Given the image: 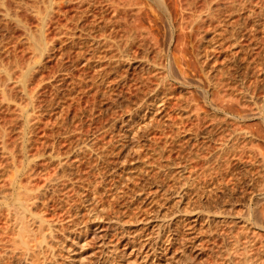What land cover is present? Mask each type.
Wrapping results in <instances>:
<instances>
[{"label": "rangeland", "instance_id": "374dc122", "mask_svg": "<svg viewBox=\"0 0 264 264\" xmlns=\"http://www.w3.org/2000/svg\"><path fill=\"white\" fill-rule=\"evenodd\" d=\"M49 1H51V2H49ZM141 1H144L145 3L141 2ZM141 1L136 0V3H135V0H0V71H2V72H0V172H1L0 176H2L0 178H2V180H3V178L6 179L5 181L3 180L5 182V184L0 179V181H1L0 187L3 185L6 186V184L9 185V183H10L9 180H11L13 178V176H15L16 171H17V173H18V171H21V173L19 175V179L23 183L20 180L19 181L24 185H26L27 183L29 184V182H31L32 185H38V186L41 185L40 187H43L44 186L43 184H46V182H47L46 180L48 178H51L53 176L56 177V175H59L58 177H61V172L59 170V167H58L56 161L54 162V158H53L55 151L57 154H59V155L61 154L63 157H68V154L69 155L71 154V159L75 160L76 158L74 159L72 154H75L74 157H76V155L78 154V149H79L78 146L80 143H82V141H80V140H83L84 144L86 142V145L89 144L88 147H92L93 149L96 148V149H94L96 151V153H99V151L102 153L103 152L105 153L111 146V147H113V149L110 148L108 150V152L112 153V155L114 153L115 154V155H113L114 157L111 154H109V156H107L108 152H106L105 155L107 156L108 159L106 158L107 160L104 159L105 161L102 162V161H99L95 158V156H96L95 152L90 153V154L88 153L89 155H87L85 157V159L83 158V160H82V161H84V160L85 161L81 162V164H80L79 168H81V170L78 168V170H80V171L76 170L78 172L75 171L76 174H73L75 176H73V175L72 176H73L74 180L76 179V181L78 178L79 179L84 178L83 176H85L84 179H86V177L87 178L89 177V178H91V179L88 178L90 181L92 180L95 182V184H97V185L99 184V186L101 185L100 188H102V185H103V188H105V186H106L105 189H100V196L102 197V195H103V197H105L107 195L106 192L109 191L108 189L113 190V188H115V185H116L115 183L120 182V180L122 179L121 178L122 176H124V180H125L126 179L125 176L129 177V174L131 175L133 173V179H132V175L130 176V178L132 179L131 180L132 182L131 181L126 182L127 184H129V186H126L127 185L126 184L125 185L126 187L124 189L122 188V190H119L120 192L122 191L121 193H123V190L125 191L124 196H123V194L122 195L120 194L125 199L123 197L121 198V196H119L120 200L122 199L123 201L121 200L122 202L120 201L121 202V204H120V202L118 200L119 204L117 203L118 205L116 204V206H118L119 208L116 207V209L117 208L120 210L121 209L123 210L124 208L127 209V207H129L131 205L130 209L128 208L129 210L127 209V211H129L130 213L134 212V213H131V216H133V214L136 215V216L134 215L135 217L138 216L136 218L137 219V225H136V219L135 220L133 219L135 222L132 221L135 223L136 227L133 226L134 231L133 230H131V231H133L134 233L137 231L136 232L137 234L140 232L139 235L146 233L149 230H150L149 232L157 231L156 228H158V227H156V226H158L159 220L162 219V216L163 217H165L167 215L173 216V214H174L173 217H175V218H173L171 216H167L169 220L174 221V226L171 229L170 233L174 236V234H175V233L173 234V229H174L175 232H177V231L179 233L181 232L180 235L181 234L182 235L180 236V235L176 234V237L174 236L175 240H173V242H172V244H174V246L173 245H170V247L168 246L170 249L168 251H165L166 255L164 253H162V255L161 254L159 255V257L160 256L161 257L162 256L163 257L169 256V257H166L167 258L166 264H188L189 262H190V264L191 263L192 264H195V263L196 264H206V263L207 264H213V263L214 264L215 263L216 264H218V263L219 264H223V263L224 264H251V263L252 264H256V263L259 264L260 262H261L260 264H263L264 263V260H263L264 254H262L263 253L262 250H264V248H263L264 243L262 244L259 242H264V230H263V228L261 229V224L264 222L263 221L264 220V194H263V192H264V180H263L264 179V175H263L264 174V150H263L264 149V129H262V128H264V114L261 116H255V117L251 116L249 114H252L253 111L255 112V110L257 111V108L259 106H263V104H264L261 102V100L264 99V89H263L264 86L262 87V85L264 84V0H247V2H246V0L245 1L244 0H215V1L214 0H210V1H208V0H192L191 1L190 0L191 5L193 4V1H194V4H193L194 6H191L188 3V0H179L180 3H178V2L177 3L179 5L180 9H178V10L176 8H179V7L175 8L177 3L173 2L175 0H167V1L164 0V4L166 1L165 7H167L168 11H170L171 13L170 12L168 13L167 10H164V8H162V9L160 7L157 8V6H159V5H156L155 1H151V2L148 0H141ZM218 1H219V3H216ZM235 1L236 2L238 1V2L236 3ZM209 2H212L215 4V6L213 4L214 9L216 7V10L218 9L219 12L223 13V14L222 13L219 14V12H216V10H215V12H214V14H216L215 17H218L217 14H219V15H221L220 21L222 19L223 22H224V20L226 22L220 24L222 21L221 22L216 21L217 19L211 20V17H209V16L208 17L210 19L208 17L205 18L206 15H208V14H206L204 16L201 15V17L198 16L199 13H201L203 10L204 11L201 14L206 13L205 10L207 9V7H205V5H206V3H209ZM231 2L234 4L233 5L234 7H236L235 3L237 5L242 4L243 7L245 6V4L246 5L249 4L250 5V6H248L249 8L252 6L250 8V10L254 9V10H252L253 13H251V14H249V16H247V14H245L243 11H240V14L235 13V15H234V13H231V11L233 10L232 8H234V7H232ZM240 2H241V4H238ZM243 2H245V3H243ZM52 3H54V4H52ZM138 3H139V5H138V7H136L135 5H137ZM173 3L176 5H174ZM187 4H189V5H187ZM229 4L231 6H228ZM253 4H254V6H253ZM51 5H53V6H51ZM140 5L141 6L143 5V7H145V8L141 7L144 10H142L140 8ZM133 6H135V8ZM206 6H208V5H206ZM131 7H132V9H131ZM190 7H192V9ZM240 7L242 8V6H240ZM229 8H231V9H229ZM262 8H263V10H262ZM49 9L51 10V13H50L51 16L49 15V17H48L49 19H47L45 24H44L42 22L44 16H41V15L42 14L45 15L46 12L49 11ZM151 9H152V11H151ZM155 9H156V11L161 10V13H160V11L156 12ZM171 9H173V10H171ZM174 9L176 11H174ZM214 9H213V11H214ZM134 10H135V12H134ZM153 10L158 14L154 13ZM179 10H182V11L179 12ZM228 10H229V12H228ZM236 10H237V8H236ZM139 11H141V12H139ZM162 11H165V12H162ZM177 11H178V13H182V14L180 15L177 13V16H175ZM199 11H201V12H199ZM232 12H234V11H232ZM235 12H239V11H235ZM183 13L185 14V16ZM138 14H140V15H138ZM172 14H174V16H171ZM229 14H232L233 17ZM191 15H193V17ZM195 15H196V17H198L197 19H196ZM240 15H241V17H240ZM228 16H229V18H228ZM242 16H243V18H242ZM169 17H171V18H169ZM172 17H173V20H172ZM181 17L183 20H181ZM191 18L193 20H195V19L198 20L199 18H202V19L200 21L198 20L196 22V20H195L193 22V20ZM227 18H228V20H227ZM231 18H233V19H231ZM170 19L172 21H170ZM204 19H206V20H204ZM207 19L209 20V22ZM230 19L232 22L229 21ZM165 20L168 22H166ZM184 20L187 24L184 22ZM188 20L190 21V23ZM191 20H192V22H191ZM203 20L206 22L204 23ZM254 20H255V22H254ZM39 21H40V23H39ZM213 21H215V22H213ZM218 22H220V23H218ZM228 22L231 24L228 25L227 24ZM234 23H237V24L233 25ZM179 24L181 26L184 25V27L183 26L181 27ZM191 25L192 26L194 25V26L192 27ZM222 25H226V26H224V28H223ZM174 26L176 28H178V27L179 28L175 29ZM215 26L217 27L219 32ZM233 26H236L237 30L234 29ZM212 27L217 31L216 33H215V30H212L213 29ZM232 27H233V30H232ZM136 28H139V30ZM225 28H226L225 31L231 30L229 35H228V33H229L228 31L224 33ZM140 29H142V31ZM172 29H174V30L172 31ZM40 30H42V31H40ZM207 30H208V33H207ZM220 30H221V32H220ZM128 32L134 36L133 37L129 34V36L133 37L134 39L129 38ZM212 32L215 33V36H214V33H212ZM222 32L225 34V36L223 35V37L218 39V40H217V38L214 39L215 37L220 36V35H217V33L222 35L223 34ZM135 33H137L138 35ZM180 34L182 35V37ZM231 35L235 38H233ZM249 35H251V37ZM237 36L241 37V38L237 39ZM135 37H137V38H135ZM185 37H186V39H185ZM229 37H230V40H229ZM177 38H178V40H177ZM40 39H42L44 43L46 42L45 43L46 49H44V50L41 48L42 44H39L40 42H37V40L40 41ZM235 39H237L238 42L236 41L235 44H233ZM106 40H107V42H106ZM124 40L126 41L125 44H123L125 42ZM130 40H131V43L132 42L134 43V41H135V43L134 44L130 43V45H129L128 41H130ZM132 40H134V41H132ZM179 40H180V42L182 41L183 43L182 42L180 43ZM184 40H186V41H184ZM209 40H211L213 43ZM95 41H96V43H95ZM175 41H177V44ZM137 42L141 46L139 44H137ZM216 42L219 44V46ZM224 42H226V43H224ZM127 44H128V46H127ZM142 44H144V45H142ZM156 44H158V45H156ZM181 44H182V47H181ZM202 44H204L205 46ZM207 45H209V46L206 47ZM237 45L241 49L243 47L242 50L245 52H243ZM119 46H120V48H119ZM125 46H126V48H125ZM223 46H224V48H223ZM159 47H161V48H159ZM229 47H230V49H227ZM202 48H203V50L204 49L205 50L203 51ZM206 48H208V49H206ZM236 48H238V49H236ZM127 49L129 50V52ZM158 49L159 50L164 49L163 51L166 53L165 55H163L164 53L161 51L163 53V54L160 53L162 59L160 58V55H159V59H158V54L160 52V51L159 52L157 51ZM182 49L184 52L182 51ZM212 49H214V50H212ZM165 50H167V52ZM199 50H201L202 52H200ZM207 50H208V53L206 54L205 52ZM118 51L120 52L119 54H118ZM121 51L122 52L125 51L127 53L126 54L127 56L125 55L124 52L122 53ZM187 51H188V53H187ZM214 51H215V54H214ZM156 52L158 54H156ZM128 53H130V54H128ZM200 53H202V54H200ZM218 53H219V55H218ZM170 54L172 57L170 56ZM128 55H131V56H128ZM176 55L179 58L181 57V60H178ZM191 55H192V57H191ZM201 56H202V58H201ZM238 56H239V59H238ZM124 57L126 58V60L124 59ZM218 57H219V59H218ZM228 57H229L228 61L230 60V62H228L229 64L226 62L227 60H225ZM156 58H157V60H155ZM173 58L175 59V61L179 62L178 64H179V66H181L180 68H182V67L184 68L183 72L185 71L184 74L187 77V81L192 83L191 85L178 82L175 79H172L171 76H169V74H170L169 71L171 69V68H169L170 64L175 62V61L172 62ZM205 58H208V59H205ZM122 59H124L125 61ZM220 59H222V60H220ZM232 59H233V65L231 63ZM205 60H208V61H205ZM215 60H217V61L215 62ZM219 60L222 64L219 62ZM116 61H118V62H116ZM159 61H161V62H159ZM190 61H191V63H190ZM124 62H125V64H122ZM152 62H155V63L157 62V64H159V66L161 63L162 64L164 63L163 66L161 65L160 68H159V66H157L159 68L158 69L159 71L157 73L154 72L153 75H156L154 77L152 75V73H153L152 67H153L154 63H152ZM204 62H205V64H204ZM249 62H250V64H249ZM213 63H214V66H212ZM217 63H218V65H217ZM223 63L225 65H223ZM248 64H249V66H248ZM262 64H263V66H262ZM164 65H165V67H164ZM197 65H198V67H197ZM221 65H223L224 67ZM251 65L253 67L255 66L256 68L255 67L253 68ZM174 66L176 67L177 63H175ZM150 67L152 70L150 69ZM193 67H194V69H193ZM211 67L215 70H213ZM237 67H240V68L242 67V68L240 69ZM3 68L4 69L10 68L12 70L11 71L9 69L13 74V75H11L12 78H7V75H5ZM205 68H206V70H205ZM220 68L221 69H225V68L227 69V70L226 69L223 70L225 75L223 74V71H221L222 74H220L221 72H218V71H220ZM231 68H233V69H231ZM234 68H235V70H237L236 72H235ZM22 69H25V70H22ZM163 69H165V70L160 72V70H163ZM177 69L178 68L176 67L173 70H175L177 72ZM188 69H189V71H188ZM228 69H230V70H228ZM194 70H195V72H194ZM204 70L207 71V74L205 73ZM19 71L21 74L19 73ZM216 71H217V73H215ZM24 72L28 73V79L26 81L25 87L21 83L22 78H23V74H25ZM146 72H148V73H146ZM149 72L151 73V75ZM225 72H227V74ZM164 73L169 78V80L167 81V84L170 83V85H169L171 88V89H169L170 93H167V95L164 94L165 96H162L164 98L160 99V101L164 99V101H165L164 104H162L161 107L160 106L158 107V105H156L157 108L154 111L155 108H153L151 106L153 103H156V99H154V97H153V92L155 91L154 88H155L156 84L159 82L158 81L159 78ZM210 73H212L211 76H210ZM242 73L243 74L245 73V74L243 75ZM258 73L261 75H259ZM159 74H161V75H159ZM166 75H163V77ZM189 75H190V77H189ZM212 75H214V76H212ZM245 75H247V76H245ZM5 76L7 79L5 78ZM157 76H159V78ZM224 76L225 77L228 76V77L224 78ZM261 76L263 78H261ZM197 77H198V79H197ZM210 77H213L212 79H214L215 81L213 80L214 82H212ZM188 78H190V79H188ZM101 79H102V82H101ZM224 79H226V80H224ZM6 80H7V82H6ZM252 80H253V82H252ZM216 81H218V83H220L222 86L220 85L218 87L219 84ZM260 81H262V83ZM105 83L106 84L108 83V84L106 85ZM228 83H229V85H228ZM196 84H198V85H196ZM213 84H215V85H213ZM225 84H226V86H225ZM175 85H176V87H175ZM204 85H205V87H204ZM227 85H228V87H227ZM230 85H231L232 89L229 88ZM252 85H254V87ZM148 86L150 88H148ZM255 86L257 88H255ZM173 87H175V88H173ZM244 87L245 88L247 87L245 91L248 92L250 90L249 91L250 93L248 92L249 98H254L253 100L246 99L249 101H247V102L244 101L245 98H244V95L242 93V92H244L242 90V89H245ZM227 88H228V90H227ZM235 88L237 91L235 90ZM258 88H260V89H258ZM239 89L242 90V92L240 91V93L242 95L239 94ZM217 90L219 91V93ZM145 91L147 92L148 95L146 94ZM149 91H150V93H148ZM187 91H189V92H187ZM204 91L206 94L205 93L203 94ZM26 92L27 93L29 92V93L27 94ZM212 93H213V95H212ZM220 93H221V97H220ZM24 94H26V95L24 96ZM150 94H151L152 98L149 96ZM214 94H216V95H214ZM252 94H253V96H252ZM168 95H169V97H168ZM187 95H189V96H187ZM225 95L227 97H225ZM223 96H224V98H222ZM237 96H238L239 100L237 99ZM242 96L244 99L242 98ZM143 97H145V98H143ZM216 97H217V99H216ZM146 98H148V99H146ZM195 98H197L198 100ZM219 98H220V101H218ZM27 99L31 100V104H30L31 110H29L30 113H28V114H30V116L31 115L32 116L29 117V121L26 120L28 118L27 115L23 114V109L25 108L24 104H26V106L29 104ZM167 99H168V101H167ZM190 99H191V101H190ZM141 100H142V106L145 104V107L147 108V109L145 108L144 111H146V110H148L150 112L154 111L151 113L152 116L149 115L150 113L147 111H146V114L143 111L140 115V117H141L144 114H145L144 116H146L148 114L149 115L148 119L150 117H152V118H150V121H152V122H150L151 127H149V129L147 128L146 131H143V133H145V134H143V133L141 134V136H140L141 139L139 138L138 142L134 143L135 146L134 145L132 146L133 142H130V143H128L129 145L127 144L128 150H126L125 152H124V150L121 151L119 149V147L121 148L120 145L124 142L123 133L125 132V129L127 126V121H129V119L127 120V118H129L131 114H136L134 112V110L137 109L136 110V112H137L139 110V108L142 107L141 106ZM148 100L149 101L151 100V101L148 103L147 102ZM224 100H226V101H224ZM139 101H140V103H139ZM243 101L245 102V104ZM257 101H258V104H256ZM236 102H237V104L235 105ZM259 102H260V104H259ZM212 103L214 104V106ZM218 103H219V105H221L222 108H220ZM138 104H139V106L135 107ZM148 104H149V107L147 106ZM176 104H177V106H176ZM215 104H216V106L218 105L217 106L218 108L215 107ZM223 104L226 105V108H225L226 110L223 109L225 107V106H223ZM248 105H250V108ZM32 106H34V108ZM150 106H151V108H150ZM191 106H193L194 108ZM254 106L256 108H254ZM190 107H191V109H190ZM184 108H185V110H184ZM195 108H197V110L199 108H200L199 110L204 109V111L198 112V111H196ZM151 109H153V110H151ZM193 109L195 110L193 112L200 113V116H201V117L199 116L200 119H199L197 114H194L192 112ZM252 109H254V110H252ZM20 110L22 113H20ZM224 110H225V112H224ZM248 110H250V111H248ZM188 111H190L191 113ZM203 112L207 113V114L204 115ZM153 113L154 114L157 113V114L154 115ZM219 113H221V114H219ZM201 114H203V115H201ZM154 116H156V117L154 118ZM210 116H211V118H210ZM204 117H205V119H204ZM218 118H220L219 120H221L222 118L223 119L219 122ZM216 120L218 121V123H216L217 122ZM231 120H234V121H231ZM115 121H117V122H115ZM191 121H193V122H191ZM158 122H160V123H158ZM224 122L227 124H224ZM28 123L30 124V126ZM114 123H115V125H114ZM124 123H125V126H124ZM155 125H156V128L154 127ZM158 125H160V126L158 127ZM225 125H226V128H225ZM118 127L120 129L121 128L122 129L120 130ZM124 127H125V129H124ZM217 127H219V128H217ZM221 127H223V128H221ZM238 127H242L243 129L244 128L245 129L243 130L242 128H238ZM25 128H27V129H25ZM114 128H115V130L113 131ZM196 128H197V130H196ZM183 129H185V130H183ZM219 129H220V131H219ZM260 129H262V130H260ZM25 130H26V132H25L26 134L23 135ZM210 130H213L214 132L210 131ZM231 130L234 133L240 132L241 141L239 142V145L237 143L236 146H240V145L241 146L237 147V148H235L236 147L235 146L234 147L235 150H234V148L231 149V150H233L232 151L233 153L231 152V150L227 151L226 152V153H228L227 156H225L226 153L224 156H222V157H226V160L224 158H222V160H220L219 156L217 155V153H218L217 150L219 149V147H221L222 145L224 146V144L227 143L225 141H228L230 139V136L233 134V132ZM149 131H150V133H149ZM196 131H197V133H196ZM258 131H259V133H258ZM261 131H263V132H261ZM147 132H148V134H147ZM192 132H193V134H191ZM201 132H202V135H201ZM231 132H232V134H231ZM118 133H119V135H118ZM120 133H122V134H120ZM195 133L197 135L200 133L201 137L196 135L199 138H197V139L194 138ZM212 133L213 134L216 133V134L213 135ZM258 134H259V136H258ZM260 134H262L263 136ZM210 135H212V137ZM243 135H244V137L245 136H247V137H245V139H243L244 138V137L242 138ZM22 136H23V138H22ZM178 136H179V138H178ZM227 136H228V138H227ZM250 136H251V138L252 137L253 138L251 139ZM174 137H176V138H174ZM255 137H256V140H255ZM173 138L175 141L173 140ZM193 138L196 140H193ZM27 139H28V141H27ZM191 140H193V141H191ZM139 142H140V145L139 144L136 145ZM154 142H155V144H154ZM165 142H166V144H165ZM221 142L222 143L224 142V144H222ZM24 143H26V144L24 145ZM110 143H113V144H110ZM171 143H172V145H171ZM244 143H245V145H244ZM77 144H78V146H77ZM167 144L170 145V147L168 146L167 148L172 149V150L169 149V152H168V150H166ZM199 144H201V145H199ZM90 145H92V146H90ZM93 145H94V147H93ZM95 145L98 147H96ZM22 146H23V148H22ZM136 146L137 147L140 146L139 149L142 148L143 151H140V150L136 151L138 149ZM191 146H192V148H191ZM259 146H261V147H259ZM7 147H8V150H7ZM117 147H118V150H116ZM171 147H173V148H171ZM241 147H243V149L244 148H246V149L243 150ZM248 147H250V149ZM238 148H240V149H238ZM71 149H73V150H71ZM104 149H106V150H104ZM158 149L163 150L165 153L163 152V155H162L163 157L162 156L161 157L156 156L155 161H156V158H158L157 162L160 161L159 164H161V165L162 164L165 165V163L166 162L168 163V161H169L170 163L173 164V167H175L176 174L178 173L177 171H179L181 166L185 165V161H186V165L187 164L189 165V166L187 165L189 168H187V171H185L186 173L181 174L182 175L181 177H183L182 178L183 180L179 177V174H177V176L179 177L178 179H181L180 185L185 184V183H182V181L185 182V177L187 178L188 174L190 175L191 173H193V171H194L195 176H196V172H198V174L202 175V176L199 175L200 178L198 177L196 180L199 181V179L200 180L202 179L201 180L202 182H200V181L199 182H200V184L202 183L201 186H205V188L198 185L199 187H201V189L198 187L199 189H197V190L198 191L202 190V192L200 191L197 193H195L196 189H195V192H194V189L191 191L189 190L187 194H189V192H192V193H190L191 195H187V194L185 195V197L183 199L186 198L185 199L186 201L183 200L184 203L182 201V204L179 205L180 207L179 206L178 207L172 206V208H171V205H170V204H172L171 202L173 201L172 198L175 199V197H173V196L175 195L176 198H177V196H179L177 189L174 190V188H172L173 186L175 188L178 187L177 184L175 183L176 186L174 183H172L173 185L172 184L169 185V187L172 186V187H170L172 189L171 190L170 188L166 187L167 186L166 183L170 184V182H172V181L166 182L165 181L166 179H163L164 182H166V183H164L162 181L160 183L161 187H160V185L158 186L156 184H155L156 185L155 186L154 180L152 178L155 175L154 170H156L157 168H153L152 171H150L152 167L150 168V166H149L148 171H150V173H149L150 176H148V172L143 171V169H142V168H145V166L143 165V163H145V161L149 162L151 160L150 163L154 161L153 158H149V156L152 155V157H153V155L156 152L161 151ZM179 149H181V150L179 151ZM197 149H199V150H197ZM241 149L243 151L242 153L243 154L245 153L244 155H242V153H240ZM10 150L13 151L15 154L13 152H11ZM97 150H98V152H97ZM236 150L237 151L240 150V152L239 151L237 152ZM252 150H254V151H252ZM115 151H118V152H115ZM171 151H172V153H171ZM69 152H71V153H69ZM140 152H142V153H140ZM152 152H154V153H152ZM195 152H199L198 156ZM9 153H10V155H9ZM145 153H147V154H145ZM182 153H184V154H182ZM247 153L250 155H248ZM27 154L29 157H27ZM137 154L139 156H142V159L144 158L143 163H142V160L140 159L141 157L139 158V156ZM142 154L147 155L149 160H148V158H146L147 156L142 155ZM148 154H150V155H148ZM192 154H193V157L196 154V156H197L196 159H195V157L194 158L191 157ZM237 154L239 155V157ZM90 155H91V157H90ZM234 155H237V156H234ZM245 155H246V157H244ZM199 156H200V159H198ZM230 156H232L231 159H230ZM10 157H12V159ZM79 157H78V159H82L81 157L80 158ZM203 157L205 160L203 159ZM252 157H253V159H252ZM26 158L27 159L30 158V159H28V161H27ZM160 158H161V160H159ZM163 158H165V159H163ZM166 158L168 159V161L166 160ZM206 158L209 160L212 159L211 160L212 162L210 161L211 164L206 160ZM49 159L52 161L50 162ZM111 159H112V161H110ZM182 159H184V160H182ZM186 159H188V160H186ZM21 160L23 161L22 164H21ZM172 160L173 161L175 160L174 163L172 162ZM177 160H178V162H176ZM216 160H219L221 163L219 161L216 162ZM223 160H225V161H223ZM96 161H98V162H96ZM164 161H166V162H164ZM190 161H191V164H190ZM107 162H109V163H107ZM205 162H208V163L205 164ZM225 162H227V164ZM219 163H220V165H219V167H217ZM10 164H11V166L16 165V167L12 166L13 168H11ZM82 164L84 167L81 166ZM136 164H137V166L139 164L143 165V166L139 165L140 168L142 167L141 169L138 168L141 170L140 172H139V170H137V168H135ZM180 164H182V165H180ZM207 164L208 165L210 164V166H208ZM223 164H225L227 166H225ZM21 165H23V166L19 167ZM105 165H106V167H105ZM221 165H223V167L224 166L228 167V169H231L233 167L232 170L234 169V171H231L232 174L230 175V170L226 171L227 168L226 169L224 168L225 169L224 170ZM8 166H10V167H8ZM96 166H97L98 170L97 169L94 170L95 168L93 169V167H96ZM190 166H192V167L194 166V168H192ZM98 167H100V168H98ZM107 167H108V169H107ZM202 167H204V168H202ZM214 167H215V171H214ZM220 167L222 168V172L224 170L223 173L221 172L222 174H220V172L219 173L216 172ZM91 168L93 170V173L90 174ZM212 168H213V170H210ZM216 168H218V169H216ZM4 169H6V170H4ZM201 169H202V171H201ZM206 169H208V170L205 173ZM132 170L133 171L136 170L134 172H137V174L138 173H140V174L136 175L134 172H131ZM157 170H159V167ZM191 170H192V172H191ZM10 171L12 172V174ZM86 171H87V173H86ZM97 171H99V172H97ZM124 171H126V172L124 173ZM188 171H189V173H187ZM260 171H261V173H260ZM101 172H102V175H100ZM152 172H154V173H152ZM175 172H174V176H175ZM211 172L213 173L214 178L211 176L212 175ZM226 172L229 174H227ZM242 172L244 173V175ZM6 173L10 176L6 175ZM85 173L87 176L85 175ZM96 173L99 175H96ZM151 173L153 175L152 177H151ZM216 173L218 175L217 178H216ZM22 174H23V176H22ZM31 174L34 177L31 176ZM234 174H236L237 177ZM29 175H30V177H29ZM103 175H105V177ZM229 175L231 176V178ZM149 177H151V178H149ZM223 177H228V178H223ZM21 178H23V179H21ZM95 178H97V179H95ZM102 178H105V179L102 180ZM114 178H116V179H114ZM140 178H142V179H140ZM29 179H31V181ZM63 179H64V177H63ZM63 179H60V180H63ZM70 179H72V178H70ZM136 179H137V181H136ZM74 180L69 181L70 184L74 183ZM89 180H87V182H89ZM152 181H153V183H152ZM205 181H208L207 184ZM213 181H215V182H213ZM216 181H219V182L216 183ZM64 182H66L68 184V186H66V187L62 186V187H60L61 189L59 187H57L59 189V191L63 190L61 192L58 191V195L62 196L61 197L62 200H63V198L65 200V198L71 194L73 195V192H74V191L72 192V187H69L68 181L66 180V181L62 182V184L66 185ZM99 182H101L103 184H101ZM144 182H146V183H144ZM227 182H230V183H227ZM233 182L236 184L238 183L237 184L238 186L236 184H235L236 186H234V184H231ZM261 182H262V184H261ZM163 183H164V185H163ZM178 183H179V181H178ZM203 183H205L207 185V187H209V190L214 188L213 189L214 192L208 193V194H211V195H209L211 197L207 198V196L205 194V192H206L205 189L207 187ZM214 183H216V184H214ZM62 184H60V186ZM228 184H230L231 187ZM252 184H253V186H252ZM8 185H7V187H5V186H3V187H5L7 190H11V186L9 185L10 186L9 187ZM150 185H152V186H150ZM57 186H59V185H57ZM109 186H110V188H109ZM183 186L184 185H182L181 187H183ZM123 187H124V185H123ZM128 187L130 190L126 189ZM156 187L158 188V191H157ZM181 187L179 186V189H181ZM229 187L231 189H228ZM235 187H237V188H235ZM8 188H10V189H8ZM202 188H204L205 191ZM52 189H54V188H52ZM106 189H107V191L105 192L104 190H106ZM142 189L144 192L142 191ZM145 189H146V191H145ZM159 189H161L163 191L159 192L160 191ZM169 190H171V191H169ZM173 190L175 191V193L177 192L176 193L177 195L174 194ZM222 190H223V192H221ZM207 191H208V189H207ZM51 192L49 195L50 197H52ZM62 192H63V194H62ZM126 192H127V194H126ZM140 192L143 194H141ZM145 192H146V194H145ZM179 192H181V191L179 190ZM208 192H211V190ZM59 193L62 195H60ZM158 193H159V195H158ZM201 193L202 194L204 193L203 196H201L202 198H198V197H200V195H202ZM154 194H156V195H154ZM224 194H225V196H224ZM56 195H57V193H56ZM196 195H197V197H196ZM212 195H214V196L212 197ZM186 196H188L190 198L188 199V197H186ZM145 197H146V199H145ZM154 197H156V198H154ZM131 198H133V199H131ZM227 198H229L228 199L229 202H227L228 200L226 201ZM58 199L56 197V200H58L59 202H62V200L60 201V197H58ZM143 199H145V200H143ZM201 199L203 201H201ZM193 200H195V201L193 202ZM54 202L51 203L50 206L52 205V207H54L56 205V202H55V204H54ZM195 202H197V203H195ZM219 202H220V204H219ZM129 203H131V204H129ZM135 203H137V204H135ZM150 203H153V205H151ZM191 203H193V204L191 205ZM182 205L183 206L187 205L186 207H188V205H189V208H187V209H189L188 210L189 212L193 211V209H195L194 213L196 212L197 214H200L201 218L203 219V220L200 219V223L202 225L199 222H197L198 223L197 225H196V223L194 224L192 222V220H190L188 218V216L186 215L187 209L185 208V206L182 207ZM138 207L140 208L139 211L136 210V208H138ZM132 208H133V210H132ZM178 208H179V210L181 209L184 214L180 213L181 211L176 210ZM50 209L52 212V210L54 208L50 207ZM207 209H209V210L207 211ZM185 210H186V213L184 212ZM166 211L168 212L167 215L164 214V213H166ZM221 211H223V212L220 213ZM227 211H228V213H227ZM87 212H88L87 218H89V216H91L89 214L90 213L89 209H87ZM124 212H125V210H124ZM170 212H171V214H170ZM176 212H179V213H176ZM205 212H206V214H208L209 219H208V216L206 217V214H203ZM217 212H219V214H217ZM225 212H226V214H225ZM149 213H151V215ZM215 213L219 216H217ZM60 214H62V216H63L62 212H60L59 215ZM185 216H187V217H185ZM210 216L211 217L216 216V218L213 217V219H215L216 221L215 220H213V222L209 221L212 219ZM157 217H159V218H157ZM150 218H151V220H150ZM177 218L178 219L180 218L181 220L180 219L179 220L181 222ZM225 218H226V220H225ZM140 219H141V221H140ZM175 219H176V221H175ZM239 219L242 221L240 222ZM255 219H258L259 221L255 220ZM104 221H103L104 223L102 226H103V228L105 227L104 229L106 230L107 229L106 227L108 226L109 220L104 219ZM201 221H203V222H201ZM138 222H140V223H138ZM182 222H184V223L182 224ZM259 223H261V224H259ZM189 224L191 226H189ZM217 224H218V226H220L219 228H218ZM145 225H146V229H145ZM245 225H246L247 229L245 228ZM175 226H177L176 229H175ZM188 227H190V228H188ZM208 227L211 228L210 229L211 230L210 235H209L210 231H209ZM153 228H154V230H153ZM194 228H195V230H194ZM201 228H204V229H201ZM215 228L217 229L216 233H214L216 231ZM228 228H230V230ZM104 229H103V232L105 231ZM138 230H140V231H138ZM205 230L208 232H205ZM107 231H109V229H107ZM191 231L194 232V234H195V232H197V234L198 233L199 234L198 235L196 234L197 236L193 235V233ZM133 232H130L132 234L131 237L133 236L132 238L136 239L137 234L135 235ZM212 232L214 233L213 235H212ZM191 233H192V235H191ZM222 233H223V236H224V234H226L227 236L226 235L224 237L221 236ZM256 233H257V236H256ZM103 234H105V233H103ZM206 234H208V235H206ZM177 236L178 237L180 236V237L177 238ZM193 236L196 238H198V236H199L200 239L198 238L197 240L198 241L200 240L201 242L199 241V244H197L198 241L194 240ZM201 236H202V238H201ZM209 236H212V237H209ZM239 236L241 238H239ZM129 237L130 236L125 237L126 238L125 242L133 240L131 237L130 238L132 240ZM181 237H182V239H181ZM188 237H190V238H188ZM185 238L186 239L188 238V241H186ZM100 239H104V238H100ZM100 239L97 241H100ZM106 239H107V237H106ZM180 239H181V241H180ZM223 239H225V240H223ZM254 239H256L257 242ZM191 240H193L194 242L196 241V242L194 243ZM227 241H228V243H227ZM174 242H176V243H174ZM200 243H203V245ZM140 244L141 243L139 241L137 243V246H140ZM96 246H97V244L95 243V244H93L92 248H94ZM192 246H195V248H196L194 251L192 249H190ZM199 246L202 248L201 249L198 248ZM258 246H260V247L258 248ZM125 248L126 247L124 246V248H122V249H125ZM217 248H219V249H217ZM229 249H231V250H229ZM181 250H182L183 254L185 253V255L181 254ZM259 250H261L260 254L258 253L256 255L255 253L259 252ZM195 252H196V254H195ZM233 252H235L236 254ZM238 253H240V254H238ZM186 254L188 257H190L191 261H190V259H189V261L186 259ZM216 254L217 255L219 254V255L217 256ZM171 255H172V257H171ZM227 255H229V256L227 257ZM255 255H256V257H255ZM260 255H262V257ZM183 256H185V258ZM248 256H249V258H248ZM258 256L262 258L261 261H260L261 258L258 259L259 258ZM205 257L206 258L208 257V258L206 259ZM245 258L247 260H245ZM168 259H169L170 263H169ZM185 259L187 261H185ZM199 259H201V260H199ZM221 259H222V261H221ZM243 259H244V261H242ZM250 259H251V262H250ZM256 259L259 261H257ZM174 260H175V262H174ZM192 260L194 263L192 262ZM245 261H247V262L244 263ZM126 264H131V262L130 263L127 262ZM132 264H140V261H138L137 263L133 262Z\"/></svg>", "mask_w": 264, "mask_h": 264}, {"label": "bare ground", "instance_id": "6f19581e", "mask_svg": "<svg viewBox=\"0 0 264 264\" xmlns=\"http://www.w3.org/2000/svg\"><path fill=\"white\" fill-rule=\"evenodd\" d=\"M138 1V0H137ZM141 1V0H140ZM148 1H155L156 2V5H159V6H157V8H164V10H167V12L169 13L170 11H168V9H167V7H165V4H166V1H165V4H164V0H148ZM192 1V0H191ZM190 0H188V3L191 5V2ZM208 1H210V0H208ZM215 1V0H214ZM245 1V0H244ZM49 2H51V1H49ZM141 2H143V3H145L144 1H141ZM147 2V1H146ZM174 3H180L179 2V0L177 1V0H175V1H173ZM187 2V1H186ZM222 2V1H221ZM236 2V1H235ZM238 2V1H237ZM236 2V3H237ZM246 2H247V0H246ZM254 2V1H253ZM135 3H136V0H135ZM142 3V4H143ZM148 3V2H147ZM173 3V4H174ZM178 3H177V5L176 4H174V5H176L175 6V8L176 7H179V5H178ZM216 3H219V1L218 2H216ZM232 3V2H231ZM235 3V6L236 7H234L233 5V3L231 4L232 5V7H234V8H232L233 10L232 11H234V12H232L231 11V13H234V15H235V13H239L240 14V11H243L245 14H247V16H249V14H251V13H253L252 12V10H254V9H252V10H250V8L252 7H248V6H250L249 4L248 5H246L245 4V6L243 7V5L241 4V2L240 3H238V4H241V5H237ZM243 3H245V2H243ZM52 4H54V3H52ZM132 4V3H131ZM168 4V3H167ZM171 4V3H170ZM189 4H187V5H189ZM193 4H194V1H193ZM191 5V6H194V5ZM213 4L214 3H212V2H209V3H206V5H208V6H206L205 5V7H207V9L205 10L206 11V13H204V14H201L202 12L201 11H199V12H201V13H199V15L198 16H200L201 17V15H206V14H208V15H206V17L205 18H207L208 16L209 17H211V20H213V19H217L216 21H220V16L221 15H219V14H221L222 12H219V10L217 11L216 10V7H215V9H214V6H215V4H214V6H213ZM221 4V3H220ZM138 5H139V3L137 4V5H135L136 7H138ZM230 4L228 5V6H231ZM51 6H53V5H51ZM132 6V5H131ZM135 6H133L134 8H135ZM154 6V5H153ZM172 6V5H171ZM219 6V5H218ZM240 6H242V8L239 7ZM253 6H254V4H253ZM50 7V6H49ZM48 7V8H49ZM141 7H143V5L141 6L140 5V8ZM155 7V6H154ZM51 8V7H50ZM143 8H145V7H143ZM153 8V7H152ZM156 8V9H157ZM169 8V7H168ZM173 8V7H172ZM191 9H192V7H190ZM219 8V7H218ZM227 8V7H226ZM236 8H237V10H236ZM258 8V7H257ZM54 9V8H53ZM131 9H132V7H131ZM138 9V8H137ZM142 9V8H141ZM156 9H155V11H156ZM177 10L178 9H180V7L179 8H176ZM204 9V8H203ZM213 9H214V11H213ZM220 9V8H219ZM228 9V8H227ZM229 9H231V8H229ZM239 9V10H238ZM55 10V9H54ZM142 10H144V9H142ZM141 10V11H142ZM171 10H173V9H171ZM185 10V9H184ZM215 10H216V12H219V14H217L218 15V17H215V15L216 14H214V12H215ZM221 10V9H220ZM262 10H263V8H262ZM141 11H139V12H141ZM148 11V10H147ZM146 11V12H147ZM151 11H152V9H151ZM154 10H153V12L154 13H156L157 11H160V13H161V10H157L156 12H155ZM174 11H176L175 9H174ZM180 11H182V10H179V12ZM235 11H239V12H235ZM134 12H135V10H134ZM138 12V13H139ZM145 12V11H144ZM162 12H165V11H162ZM166 12V13H167ZM187 12V11H186ZM228 12H229V10H228ZM256 12V11H255ZM50 13H51V10L49 9V11H47L46 12V14L45 15H43L42 13V15L41 16H44V18H43V23L45 24V22H46V20L47 19H49L48 17H49V15H50ZM150 13V12H149ZM148 13V14H149ZM165 13V14H166ZM167 13V14H168ZM171 13V12H170ZM173 13V12H172ZM177 13H178V11L176 12V15L175 16H177ZM194 13V12H193ZM141 14V13H140ZM140 14H138V15H140ZM152 14V13H151ZM156 14H158V13H156ZM175 14V13H174ZM174 14H172L171 16H174ZM178 14H182V13H178ZM184 14V13H183ZM195 14V13H194ZM223 14V13H222ZM238 14V15H239ZM243 14V13H242ZM255 14V13H254ZM142 15V14H141ZM146 15V14H145ZM225 15V14H224ZM229 15H231L232 16V14H229ZM51 16V15H50ZM184 16H185V14H184ZM183 16V17H184ZM192 17H193V15H191ZM202 16V17H203ZM162 17V16H161ZM165 17V16H164ZM179 17V16H178ZM195 17H196V15H195ZM208 17V18H209ZM225 17V16H224ZM223 17V18H224ZM233 17V16H232ZM240 17H241V15H240ZM169 18H171V17H169ZM185 18V17H184ZM198 17H196V19H197ZM226 18V17H225ZM228 18H229V16H228ZM228 18H227V20H228ZM242 18H243V16H242ZM250 18V17H249ZM256 18V17H255ZM39 19V18H38ZM165 19V18H164ZM177 19V18H176ZM180 19V18H179ZM192 19V18H191ZM195 19V20H196ZM202 18H199L198 20L200 21ZM210 19V18H209ZM219 19V20H218ZM231 19H233V18H231ZM231 19L229 20V21H231ZM172 20H173V17H172ZM171 19H170V21H172ZM181 20H183L182 19V17H181ZM193 20V19H192ZM192 20H191V22H192ZM195 20H193V22L195 21ZM198 20H196V22L198 21ZM204 20H206V19H204ZM203 20V22L205 23L206 21H204ZM208 20V19H207ZM210 20V21H211ZM166 21V20H165ZM179 21V20H178ZM189 21V20H188ZM221 21H222V19H221ZM220 21V22H221ZM243 21V20H242ZM241 21V22H242ZM166 22H168V21H166ZM184 22H185V20H184ZM208 22H209V20H208ZM213 22H215V21H213ZM220 22H218V23H220ZM224 22H226L225 20H224ZM223 21L220 23V24H222V23H224ZM232 22V21H231ZM236 22V21H235ZM250 22V21H249ZM254 22H255V20H254ZM21 23V22H20ZM39 23H40V21H39ZM186 23V22H185ZM189 23H190V21H189ZM212 23V22H211ZM168 24V23H167ZM166 24V25H167ZM187 24V23H186ZM185 24V25H186ZM193 24V23H192ZM196 24V23H195ZM210 24V23H209ZM208 24V25H209ZM226 24V23H225ZM228 25L229 24H231V23H227ZM226 24V25H227ZM235 24H237V23H234L233 25H235ZM241 24V23H240ZM259 24V23H258ZM40 25V24H39ZM176 25V24H175ZM180 25V24H179ZM200 25V24H199ZM226 25H222L223 26V28H224V26H226ZM227 25V26H228ZM46 26V25H45ZM172 26V25H171ZM181 26V25H180ZM183 27H184V25H182ZM181 26V27H182ZM192 26V25H191ZM194 26V25H193ZM192 26V27H193ZM240 26V25H239ZM242 26V25H241ZM41 27V26H40ZM190 27V26H189ZM216 27V26H215ZM234 27V29H236L237 30V28H236V26H233ZM233 27H232V30H233ZM174 28L175 29H178V28H176L175 26H174ZM213 28V27H212ZM227 28V27H226ZM226 28L224 29V33L225 32H229L228 33V35L230 34V32H231V30L229 31V30H227V31H225L226 30ZM231 28V27H230ZM136 29H138L139 30V28H136ZM135 29V30H136ZM182 29V28H181ZM216 29H217V27H216ZM43 30V29H42ZM42 30H40V31H42ZM137 30V31H138ZM141 31H142V29H140ZM174 29H172V31H173ZM185 30V29H184ZM209 30V29H208ZM208 30H207V33H208ZM212 30H215L214 28L212 29ZM218 30V29H217ZM133 31V30H132ZM136 31V32H137ZM223 31V30H222ZM241 31V30H240ZM130 32V31H129ZM128 32V36H129V33ZM168 32V31H167ZM217 31L215 30V33H216ZM218 32H219V30H218ZM220 32H221V30H220ZM237 32V31H236ZM43 33V32H42ZM133 33V32H132ZM141 33V32H140ZM171 33V32H170ZM176 33V32H175ZM180 33V32H179ZM211 33V32H210ZM212 33H214V32H212ZM215 33H214V36H215ZM223 33V32H222ZM219 34V33H217V35H220V36H218V37H215L214 39H216L217 38V40L218 39H220V38H222L223 37V35L225 36V34ZM233 33V32H232ZM135 34H137V33H135ZM33 35V34H32ZM43 35V34H42ZM131 36H133L132 34H130ZM138 35V34H137ZM181 35V34H180ZM207 35V34H206ZM216 35V36H217ZM236 35V34H235ZM234 35V36H235ZM238 35V34H237ZM253 35V34H252ZM35 36V35H34ZM177 36V35H176ZM179 36V35H178ZM213 36V35H212ZM232 36V35H231ZM240 36V35H239ZM250 37H251V35H249ZM256 36V35H255ZM41 37V36H40ZM134 37V36H133ZM133 37H130L129 36V38H132V39H134ZM172 37V36H171ZM170 37V38H171ZM181 37H182V35H181ZM233 37V36H232ZM135 38H137V37H135ZM210 38V37H209ZM225 38V37H224ZM228 38V37H227ZM233 38H235V37H233ZM238 38H241V37H238L237 36V39ZM257 38V37H256ZM35 39V38H34ZM145 39V38H144ZM182 39V38H181ZM185 39H186V37H185ZM203 39V38H202ZM237 39H235V41L233 42V44H235V42L237 41L238 42V40ZM36 40V39H35ZM129 40V39H128ZM146 40V39H145ZM168 40V39H167ZM177 40H178V38H177ZM213 40V39H212ZM224 40V39H223ZM229 40H230V37H229ZM232 40V39H231ZM240 40V39H239ZM257 40V39H256ZM125 41V40H124ZM132 41H134V40H132ZM184 41H186V40H184ZM203 41V40H202ZM209 41H211V40H209ZM215 41V40H214ZM220 41V40H219ZM218 41V42H219ZM233 41V40H232ZM253 41V40H252ZM37 42H40L39 44H42L41 45V48L44 50V49H46L45 47H46V45H45V43L43 42V40L42 39H40V41L39 40H37ZM106 42H107V40H106ZM116 42V41H115ZM114 42V43H115ZM129 42V45H130V43H131V40L130 41H128ZM176 42V44H177V41H175ZM179 42H180V40H179ZM182 42V41H181ZM180 42V43H181ZM205 42V41H204ZM212 42V41H211ZM223 42V41H222ZM228 42V41H227ZM95 43H96V41H95ZM121 43V42H120ZM126 43V41L123 43V44H125ZM133 43V42H132ZM131 43V44H132ZM134 43H135V41H134ZM133 43V44H134ZM183 43V42H182ZM208 43V42H207ZM213 43V42H212ZM217 43V42H216ZM220 43V42H219ZM224 43H226V42H224ZM37 44V43H36ZM117 44V43H116ZM137 44H139L138 42H137ZM205 44V43H204ZM204 44H202V45H204ZM211 44V43H210ZM218 44V43H217ZM223 44V43H222ZM232 44V45H233ZM239 44V43H238ZM38 45V44H37ZM119 45V44H118ZM117 45V46H118ZM140 45V44H139ZM142 45H144V44H142ZM156 45H158V44H156ZM201 45V44H200ZM221 45V44H220ZM127 46H128V44H127ZM141 46V45H140ZM160 46V45H159ZM179 46V45H178ZM205 46V45H204ZM209 45H207L206 47H208ZM211 46V45H210ZM218 46H219V44H218ZM229 46V45H228ZM227 46V47H228ZM231 46V45H230ZM234 46V45H233ZM232 46V47H233ZM238 46V45H237ZM236 46V47H237ZM251 46V45H250ZM176 47V46H175ZM181 47H182V44H181ZM200 47V46H199ZM235 47V46H234ZM233 47V48H234ZM239 47V46H238ZM252 47V46H251ZM119 48H120V46H119ZM125 48H126V46H125ZM130 48V47H129ZM128 48V49H129ZM159 48H161V47H159ZM170 48V47H169ZM185 48V47H184ZM212 48V47H211ZM221 48V47H220ZM223 48H224V46H223ZM240 48V47H239ZM118 49V48H117ZM127 49V50H128ZM206 49H208V48H206ZM227 49H230V47L229 48H227ZM236 49H238V48H236ZM241 49V48H240ZM242 49H243V47H242ZM241 49V50H242ZM122 50V49H121ZM125 50V49H124ZM126 50V51H127ZM132 50V49H131ZM164 49H161V50H157L158 52H159V54L156 52V54H158V59H159V55H160V58H161V54H163V55H165L166 53L163 51ZM202 50H203V48H202ZM205 50V49H204ZM203 50V51H204ZM212 50H214V49H212ZM163 53H162V52ZM166 52H167V50H165ZM169 51V50H168ZM182 51H183V49H182ZM200 52H202L201 50H199ZM198 51V52H199ZM222 51V50H221ZM243 51V50H242ZM122 52V51H121ZM124 53H125V55L127 54L125 51H123ZM122 52V53H123ZM128 52H129V50H128ZM184 52V51H183ZM224 52V51H223ZM243 52H245V51H243ZM120 52L118 51V54H119ZM161 53V54H160ZM187 53H188V51H187ZM206 54L208 53V50L205 52ZM128 54H130V53H128ZM173 54V53H172ZM183 54V53H182ZM199 54V53H198ZM200 54H202V53H200ZM204 54V53H203ZM212 54V53H211ZM214 54H215V51H214ZM226 54V53H225ZM231 54V53H230ZM247 54V53H246ZM124 55V56H125ZM169 55V54H168ZM186 55V54H185ZM218 55H219V53H218ZM228 55V54H227ZM232 55V54H231ZM239 55V54H238ZM118 56V55H117ZM127 56V55H126ZM128 56H131V55H128ZM170 56H171V54H170ZM175 56V55H174ZM188 56V55H187ZM210 56V55H209ZM119 57V56H118ZM123 57V56H122ZM121 57V58H122ZM145 57V56H144ZM163 57V56H162ZM172 57V56H171ZM176 57H177V55H176ZM191 57H192V55H191ZM198 57V56H197ZM204 57V56H203ZM120 58V59H121ZM130 58V57H129ZM132 58V57H131ZM165 58V57H164ZM163 58V59H164ZM175 58V57H174ZM173 58V59H174ZM178 58V60H181V57L179 58V57H177ZM201 58H202V56H201ZM124 59L126 60V58L124 57ZM124 59H122V60H124ZM135 59V58H134ZM162 59V58H161ZM172 59V62L173 61H175V59L173 60ZM183 59V58H182ZM189 59V58H188ZM205 59H208V58H205ZM216 59V58H215ZM218 59H219V57H218ZM223 59V58H222ZM222 59H220V60H222ZM228 59H229V57L228 58H226L225 60H227L226 62L228 63V62H230V60L228 61ZM234 59V58H233ZM233 59H232V61H231V63H232V65H233ZM238 59H239V56H238ZM124 60V61H125ZM155 60H157V58L155 59ZM177 60V59H176ZM191 60V59H190ZM220 60H219V62H220ZM152 61V60H151ZM183 61V60H182ZM205 61H208V60H205ZM217 60H215V62H216ZM116 62H118V61H116ZM127 62V61H126ZM129 62V61H128ZM134 62V61H133ZM147 62V61H146ZM159 62H161V61H159ZM170 62V61H169ZM189 62V61H188ZM195 62V61H194ZM202 62V61H201ZM214 62V63H215ZM225 62V61H224ZM225 62V63H226ZM241 62V61H240ZM121 63V62H120ZM152 63H154L153 64V70L151 69V67H150V69L153 71V73H152V75L154 74V72L155 73H157L159 70V68L161 67V65L163 66V64L161 63L160 64V66H159V64H157V62L155 63V62H152ZM171 63V62H170ZM174 63V64H173ZM173 63H171L170 64V67L169 68H171L170 69V71H169V73L171 74H169V76H171L172 77V79H175L176 81H178V82H181V83H183V84H188V85H191L192 83H190V82H188L187 81V77H186V75L184 74V72H183V67L182 68H180L181 66H179V62L178 61H175V62H173ZM175 63H177V72L175 71V70H173V69H175L176 67L174 66L175 65ZM185 63V62H184ZM190 63H191V61H190ZM207 63V62H206ZM214 63H213V65L212 66H214ZM221 63V62H220ZM244 63V62H243ZM122 64H125V62L124 63H122ZM128 64V63H127ZM130 64V63H129ZM147 64V63H146ZM156 64V65H155ZM193 64V63H192ZM204 64H205V62H204ZM208 64V63H207ZM216 64V63H215ZM222 64V63H221ZM229 64V63H228ZM227 64V65H228ZM235 64V63H234ZM249 64H250V62H249ZM249 64H248V66H249ZM116 65V64H115ZM187 65V64H186ZM217 65H218V63H217ZM223 65H225L224 63H223ZM223 65H221V66H223ZM231 65V66H232ZM149 66V65H148ZM157 66H159V68L157 67ZM179 66V67H178ZM189 66V65H188ZM194 66V65H193ZM211 66V65H210ZM220 66V67H221ZM235 66V65H234ZM240 66V65H239ZM252 66V65H251ZM262 66H263V64H262ZM121 67V66H120ZM129 67V66H128ZM164 67H165V65H164ZM175 67V68H174ZM197 67H198V65H197ZM224 67V66H223ZM243 67V66H242ZM241 67V68H242ZM253 67V66H252ZM255 67V66H254ZM253 67V68H254ZM21 68V67H20ZM113 68V67H112ZM168 68V69H169ZM196 68V67H195ZM203 68V67H202ZM212 68V67H211ZM237 68H240V67H237ZM240 68V69H241ZM244 68V67H243ZM256 68V67H255ZM4 69V68H3ZM10 69V68H9ZM9 69H4L3 71H4V73H5V75H7V78H12L11 77V75H13L12 74V70L10 71ZM13 69V68H12ZM193 69H194V67H193ZM213 69V68H212ZM217 69V68H216ZM226 69V68H225ZM225 69H221L220 68V71H218V72H221V71H223V70H225ZM231 69H233V68H231ZM22 70H25V69H22ZM147 70V69H146ZM165 69H163V70H160V72L161 71H164ZM205 70H206V68H205ZM204 70V71H205ZM213 70H215V69H213ZM227 70V69H226ZM228 70H230V69H228ZM234 70H235V68H234ZM239 70V69H238ZM244 70V69H243ZM247 70V69H246ZM254 70V69H253ZM263 70V69H262ZM148 71V70H147ZM188 71H189V69H188ZM217 71L215 72V73H217ZM237 70H235V72H236ZM255 71V70H254ZM0 72H2V71H0ZM159 72V73H160ZM194 72H195V70H194ZM231 72V71H230ZM245 72V71H244ZM253 72V71H252ZM263 72V71H262ZM261 72V73H262ZM19 73H20V71H19ZM25 73V72H24ZM146 73H148V72H146ZM150 73V72H149ZM205 73L207 74V71H205ZM226 74H227V72H225ZM248 73V72H247ZM21 74V73H20ZM187 74V73H186ZM211 74L212 73H210V76H211ZM220 74H222V72L220 73ZM223 74H224V71H223ZM231 74V73H230ZM229 74V75H230ZM235 74V73H234ZM243 74V73H242ZM245 74V73H244ZM243 74V75H244ZM251 74V73H250ZM254 74V73H253ZM259 74V73H258ZM150 75H151V73H150ZM159 75H161V74H159ZM163 75H166L165 73L163 74ZM163 75L159 78V76H157L158 78H159V82L156 84V86H155V91L153 92V97H154V99H156V103H153L151 106L153 107V108H155L154 109V111L156 110V108H157V106L156 105H158V107L160 106H162V104H164V99L163 100H161L160 101V99H162V98H164V97H162V96H165V95H167V93H170V90L169 89H171L170 88V83L169 84H167V81L169 80V78H168V76L166 75V76H164L163 77ZM225 75V74H224ZM259 75H261V74H259ZM263 75V74H262ZM154 76H156V75H153V77ZM207 76V75H206ZM212 76H214V75H212ZM245 76H247V75H245ZM244 76V77H245ZM249 76V75H248ZM151 77V76H150ZM170 77V78H171ZM189 77H190V75H189ZM209 77V76H208ZM207 77V78H208ZM219 77V76H218ZM223 77V76H222ZM221 77V78H222ZM226 77H228V76H226ZM225 76H224V78H226ZM232 77V76H231ZM235 77V76H234ZM5 78H6V76H5ZM6 78V79H7ZM202 78V77H201ZM213 77H210V79H211V81L212 82H214L215 80L214 79H212ZM216 78V77H215ZM236 78V77H235ZM261 78H263L262 76H261ZM27 79H28V73H25V74H23V78H22V81H21V83H22V85L25 87V84H26V81H27ZM156 79V78H155ZM188 79H190V78H188ZM197 79H198V77H197ZM229 79V78H228ZM231 79V78H230ZM106 80V79H105ZM145 80V79H144ZM214 80V81H213ZM220 80V79H219ZM222 80V79H221ZM224 80H226V79H224ZM245 80V79H244ZM260 80V79H259ZM107 81V80H106ZM105 81V82H106ZM147 81V80H146ZM199 81V80H198ZM228 81V80H227ZM233 81V80H232ZM257 81V80H256ZM6 82H7V80H6ZM101 82H102V79H101ZM104 82V81H103ZM149 82V81H148ZM211 82V83H212ZM217 83H218V81H216ZM223 82V81H222ZM225 82V81H224ZM236 82V81H235ZM234 82V83H235ZM252 82H253V80H252ZM259 82V81H258ZM261 83H262V81H260ZM109 83V82H108ZM107 83V84H108ZM153 83V82H152ZM200 83V82H199ZM208 83V82H207ZM257 83V82H256ZM100 84V83H99ZM98 84V85H99ZM106 84V83H105ZM106 84V85H107ZM115 84V83H114ZM201 84V83H200ZM203 84V83H202ZM206 84V83H205ZM216 84V83H215ZM215 84H213V85H215ZM219 85H218V87L221 85L220 83H218ZM244 84V83H243ZM242 84V85H243ZM250 84V83H249ZM196 85H198V84H196ZM228 85H229V83H228ZM228 85H227V87H228ZM245 85V84H244ZM256 85V84H255ZM260 85V84H259ZM100 86V85H99ZM145 86V85H144ZM203 86V85H202ZM211 86V85H210ZM222 86V85H221ZM225 86H226V84H225ZM248 86V85H247ZM253 87H254V85H252ZM258 86V85H257ZM264 86V84L262 85V87ZM106 87V86H105ZM169 87V88H168ZM175 87H176V85H175ZM175 87H173V88H175ZM185 87V86H184ZM192 87V86H191ZM204 87H205V85H204ZM207 87V86H206ZM214 87V86H213ZM217 87V86H216ZM238 87V86H237ZM240 87V86H239ZM23 88V87H22ZM98 88V87H97ZM107 88V87H106ZM145 88V87H144ZM143 88V89H144ZM148 88H150L149 86H148ZM180 88V87H179ZM230 89H232V87H231V85H230V87H229ZM245 88V87H244ZM247 88V87H246ZM246 88L245 89H242L244 92H242V90L241 89H239V94L240 95H242L241 93H240V91L243 93V95H244V98H243V96H242V98L244 99V101H249V100H246V99H250V100H253L254 98H249V93L247 92V91H245L246 90ZM251 88V87H250ZM255 88H257L256 86H255ZM206 89V88H205ZM238 89V88H237ZM258 89H260V88H258ZM264 89V88H263ZM262 89V90H263ZM112 90V89H111ZM220 90V89H219ZM227 90H228V88H227ZM234 90V89H233ZM235 90H236V88H235ZM248 90V89H247ZM215 91V90H214ZM218 91V90H217ZM223 91V90H222ZM237 91V90H236ZM146 92V91H145ZM187 92H189V91H187ZM198 92V91H197ZM221 92V91H220ZM229 92V91H228ZM27 93V92H26ZM29 93V92H28ZM27 93V94H28ZM148 93H150V91L148 92ZM186 93V92H185ZM199 93V92H198ZM197 93V94H198ZM205 93V91L203 92V94ZM214 93V92H213ZM213 93H212V95H213ZM218 93H219V91H218ZM222 93V92H221ZM221 93H220V97H221ZM252 93V92H251ZM146 94H147V92H146ZM165 94V95H164ZM183 94V93H182ZM196 94V95H197ZM206 94V93H205ZM231 94V93H230ZM26 94H24V96H25ZM148 95V94H147ZM192 95V94H191ZM190 95V96H191ZM211 95V96H212ZM214 95H216V94H214ZM224 95V94H223ZM228 95V94H227ZM235 95V94H234ZM237 95V94H236ZM30 96V95H29ZM151 98H152V96H151V94L149 95ZM171 96V95H170ZM175 96V95H174ZM187 96H189V95H187ZM218 96V95H217ZM252 96H253V94H252ZM258 96V95H257ZM32 97V96H31ZM168 97H169V95H168ZM167 97V98H168ZM182 97V96H181ZM225 97H227L226 95H225ZM229 97V96H228ZM235 97V96H234ZM251 97V96H250ZM260 97V96H259ZM30 98V97H29ZM141 98V97H140ZM143 98H145V97H143ZM180 98V97H179ZM186 98V97H185ZM189 98V97H188ZM193 98V97H192ZM191 98V99H192ZM213 98V97H212ZM211 98V99H212ZM222 98H224V96L222 97ZM233 98V97H232ZM241 98V97H240ZM146 99H148V98H146ZM153 99V100H154ZM191 99H190V101H191ZM194 99V98H193ZM195 99H197V98H195ZM216 99H217V97H216ZM237 99H238V96H237ZM28 100V99H27ZM187 100V99H186ZM198 100V99H197ZM208 100V99H207ZM239 100V99H238ZM237 100V101H238ZM263 100V101H262ZM261 100V102L262 103H264V99H262ZM138 101V100H137ZM136 101V102H137ZM145 101V100H144ZM151 101V100H150ZM149 100L147 101L148 103L150 102ZM167 101H168V99H167ZM216 101V100H215ZM218 101H220V98H219V100ZM222 101V100H221ZM224 101H226V100H224ZM223 101V102H224ZM230 101V100H229ZM243 101V102H244ZM28 102H29V104L26 106V104H24V106H25V108L23 109V114H25V115H27V119L26 120H28L29 121V117H31L30 116V114H28V113H30V111L29 110H31L30 109V104H31V100H28ZM146 102V101H145ZM144 102V103H145ZM189 102V101H188ZM211 102V101H210ZM222 102V103H223ZM252 102V101H251ZM254 102V101H253ZM26 103V102H25ZM138 103V102H137ZM139 103H140V101H139ZM170 103V102H169ZM179 103V102H178ZM193 103V102H192ZM250 103V102H249ZM136 104V103H135ZM147 104V103H146ZM166 104V103H165ZM180 104V103H179ZM196 104V103H195ZM194 104V105H195ZM213 104V103H212ZM221 104V103H220ZM226 104V103H225ZM225 104H223V106H225L223 109H225L226 108V105ZM231 104V103H230ZM237 104V102L235 103V105ZM241 104V103H240ZM243 104V103H242ZM244 104H245V102H244ZM243 104V105H244ZM253 104V103H252ZM256 104H258V101H257V103ZM259 104H260V102H259ZM185 105V104H184ZM191 105V104H190ZM218 105H219V103H218ZM217 105V106H218ZM232 105V104H231ZM22 106V105H21ZM23 106V107H24ZM137 106H139V104L138 105H136L135 107H137ZM141 106H142V100H141ZM148 107H149V104L147 105ZM151 106H150V108H151ZM166 106V105H165ZM176 106H177V104H176ZM180 106V105H179ZM182 106V105H181ZM186 106V105H185ZM213 106H214V104H213ZM216 106V104H215V107H217ZM220 106V108H222L221 107V105H219ZM249 106V108H250V105H248ZM33 108H34V106H32ZM191 107H193V106H191ZM191 107H190V109H191ZM197 107V106H196ZM235 107V106H234ZM22 108V107H21ZM146 107H145V104L141 107V108H139V110L136 112V110H134V112L136 113V114H131L130 115V117L129 118H127V120L129 119V121H127V126H126V129H125V127H124V129H125V132L123 133V138H124V144L122 143L120 146H121V148L119 147V149L122 151V150H124V152L126 151V150H128L127 149V147H128V143H130V142H133V144H132V146L134 145L135 146V144L134 143H136V142H138V140H139V138H140V136H141V134L143 133V131H146L147 130V128L149 129V127H151L150 125H151V123L150 122H152V121H150V118H152V117H150L149 119H148V117H149V115H151V113L152 112H154V111H152V112H150V111H148V110H146L147 112H149L150 114L147 116H144L145 114H146V111H144V109H145ZM149 108V109H150ZM188 108V107H187ZM194 108V107H193ZM202 108V107H201ZM218 108V107H217ZM219 108V109H220ZM252 108V107H251ZM254 108H256L255 106H254ZM147 109V108H146ZM181 109V108H180ZM196 109V111H198V112H200V111H204V109L203 110H197V108H195ZM151 110H153V109H151ZM178 110V109H177ZM184 110H185V108H184ZM188 110V109H187ZM221 110V109H220ZM226 110V109H225ZM225 110H224V112H225ZM252 110H254V109H252ZM251 110V111H252ZM144 111V115L143 116H141L140 117V115H141V113ZM193 111H195L194 109L192 110V112ZM236 111V110H235ZM242 111V110H241ZM248 111H250V110H248ZM129 112V111H128ZM133 112V113H134ZM158 112V111H157ZM183 112V111H182ZM188 112H190V111H188ZM206 112V111H205ZM239 112V111H238ZM20 113H22L21 112V110H20ZM132 113V112H131ZM185 113V112H184ZM191 113V112H190ZM194 114H197L198 115V117L200 116V113H195V112H193ZM192 113V114H193ZM211 113V112H210ZM241 113V112H240ZM246 113V112H245ZM248 113V112H247ZM130 114V113H129ZM154 114V113H153ZM157 114V113H156ZM156 114H154V115H156ZM193 114V115H194ZM203 114L205 115V114H207V113H204L203 112ZM203 114H201V115H203ZM217 114V113H216ZM219 114H221V113H219ZM237 114V113H236ZM264 114V104H263V106H259L258 108H257V111L255 110V112L253 111V113L252 114H249V115H251V116H261V115H263ZM196 115V116H197ZM243 115V114H242ZM248 115V114H247ZM248 115V116H249ZM152 116V115H151ZM158 116V115H157ZM187 116V115H186ZM218 116V115H217ZM239 116V115H238ZM245 116V115H244ZM128 117V116H127ZM156 116H154V118H155ZM164 117V116H163ZM201 117V116H200ZM200 117H199V119H200ZM214 117V116H213ZM210 118H211V116H210ZM221 118V117H220ZM220 118H218V121L220 122L221 120H219ZM229 118V117H228ZM233 118V117H232ZM241 118V117H240ZM260 118V117H259ZM185 119V118H184ZM202 119V118H201ZM204 119H205V117H204ZM207 119V118H206ZM227 119V118H226ZM234 119V118H233ZM25 120V121H26ZM159 120V119H158ZM125 121V120H124ZM217 121V120H216ZM218 121L216 122V123H218ZM227 121V120H226ZM231 121H234V120H231ZM246 121V120H245ZM115 122H117V121H115ZM129 122V123H128ZM191 122H193V121H191ZM228 122V121H227ZM230 122V121H229ZM261 122V121H260ZM26 123V122H25ZM24 123V124H25ZM119 123V122H118ZM126 123V122H125ZM125 123H124V126H125ZM158 123H160V122H158ZM174 123V122H173ZM181 123V122H180ZM29 124V123H28ZM123 124V123H122ZM204 124V123H203ZM220 124V123H219ZM224 124H227V123H225L224 122ZM223 124V125H224ZM245 124V123H244ZM114 125H115V123H114ZM113 125V126H114ZM177 125V124H176ZM181 125V124H180ZM238 125V124H237ZM261 125V124H260ZM263 125V124H262ZM29 126H30V124H29ZM123 126V125H122ZM160 125H158V127H159ZM191 126V125H190ZM222 126V125H221ZM120 127V126H119ZM118 127V128H119ZM142 129H140V128ZM155 128H156V125L154 126ZM163 127V126H162ZM220 127V126H219ZM219 127H217V128H219ZM229 127V126H228ZM117 128V127H116ZM170 128V127H169ZM172 128V127H171ZM190 128V127H189ZM211 128V127H210ZM221 128H223V127H221ZM225 128H226V125H225ZM234 128V127H233ZM237 128V127H236ZM238 128H242V127H238ZM262 128V127H261ZM25 129H27V128H25ZM112 129V128H111ZM120 129V128H119ZM122 129V128H121ZM120 129V130H121ZM182 129V128H181ZM194 129V128H193ZM243 129V128H242ZM245 129V128H244ZM243 129V130H244ZM248 129V128H247ZM262 129H264V128H262ZM262 129H260V130H262ZM115 130V128L113 129V131ZM118 130V129H117ZM119 130V131H120ZM151 130V129H150ZM158 130V129H157ZM160 130V129H159ZM175 130V129H174ZM183 130H185V129H183ZM195 130V129H194ZM196 130H197V128H196ZM241 130V129H240ZM111 131V130H110ZM210 131H213V130H210ZM219 131H220V129H219ZM232 131V130H231ZM239 131V130H238ZM26 130L24 131V133H23V135H25L26 133ZM214 132V131H213ZM233 132V131H232ZM232 132H231V134H232ZM261 132H263V131H261ZM149 133H150V131H149ZM183 133V132H182ZM196 133H197V131H196ZM195 133V137L194 138H199V137H201L200 136V133L197 135ZM209 133V132H208ZM211 133V132H210ZM220 133V132H219ZM230 133V132H229ZM256 133V132H255ZM258 133H259V131H258ZM120 134H122V133H120ZM143 134H145V133H143ZM147 134H148V132H147ZM189 134V133H188ZM191 134H193V132L191 133ZM213 134V133H212ZM214 134H216V133H214ZM213 134V135H214ZM225 134V133H224ZM242 134V133H241ZM244 134V133H243ZM249 134V133H248ZM118 135H119V133H118ZM152 135V134H151ZM164 135V134H163ZM187 135V134H186ZM199 136V137H197V136ZM201 135H202V132H201ZM227 135V134H226ZM260 135H262V134H260ZM154 136V135H153ZM167 136V135H166ZM173 136V135H172ZM211 137H212V135H210ZM209 136V137H210ZM220 136V135H219ZM223 136V135H222ZM241 135H240V132L238 133V132H233V134L230 136V139L228 140V141H225V142H227V143H225L224 144V142L222 143V144H224V146L222 145L221 147H219V149L217 150L218 151V153H217V155L219 156V159L220 160H222V158H224L225 160H226V157H222V156H224L225 155V153L227 152V151H229V150H231V149H233L236 145H237V143H238V145H239V142L241 141V137H240ZM258 136H259V134H258ZM263 136V135H262ZM118 137V136H117ZM120 137V136H119ZM189 137V136H188ZM192 137V136H191ZM203 137V136H202ZM224 137V136H223ZM244 137V135L242 136V138ZM245 137H247V136H245ZM245 137L243 138V139H245ZM22 138H23V136H22ZM25 138V137H24ZM121 138V137H120ZM174 138H176V137H174ZM174 138H173V140H174ZM178 138H179V136H178ZM193 138V140H196V139H194ZM227 138H228V136H227ZM250 138H251V136H250ZM253 138V137H252ZM251 138V139H252ZM118 139V138H117ZM141 139V138H140ZM156 139V138H155ZM154 139V140H155ZM166 139V138H165ZM192 139V138H191ZM249 139V138H248ZM258 139V138H257ZM23 140V139H22ZM115 140V139H114ZM151 140V139H150ZM167 140V139H166ZM184 140V139H183ZM193 140H191V141H193ZM225 140V139H224ZM247 140V139H246ZM255 140H256V137H255ZM27 141H28V139H27ZM80 141H82V143H78L79 144V146H78V144H77V146L79 147V149H78V154L76 155V157H74V155L75 154H72V156H73V158L75 159V160H73V159H71V154L69 155L68 154V157H63L61 154L59 155V154H57L56 153V151H55V153H54V155H53V158H54V162L56 161V163H57V165H58V167H59V170H60V172H61V177H58L59 175H56V177H51V178H48L46 181V184H43L42 186L43 187H40V186H38V185H32V183L31 182H29V184L27 183L26 185H24V184H22L23 182L19 179V175H20V173H21V171H18V173H17V171H16V174H15V176H13V178L11 179V180H9L10 181V183H9V185L11 186V190H7L5 187H7V185L8 184H6V186L5 185H3V186H5V187H3V186H1L0 187V264H126L127 262H131V264L133 263V262H138V261H140V264L142 263V264H166L167 263V258L166 257H169V256H160L159 257V255L161 254L162 255V253H164L165 254V251H168L170 248V245H173L174 246V244H172V242H173V240H175V238H174V236L176 237V234L177 235H180V233L177 231V232H175V230L173 229V234H174V236L170 233L171 232V229L173 228V226H174V221H172V220H169L168 219V217L167 216H171V215H167L168 214V212L166 211V213H164L165 215H167V216H165V217H163L162 216V219L161 220H159V224H158V226H156V227H158V228H156L154 225V227L157 229V231H152V232H146V233H143V234H140L139 235V233L137 234L136 232L134 233L133 231H134V229H133V226H135V219L138 217H135L136 215L135 214H133V216H131V213H134V212H129V211H127V209L129 208L130 209V207H131V205L129 206V207H127V209H118L119 207L118 206H116V204L118 203V200H119V202L122 200H120V198H119V196H121L122 194H123V196H124V190H123V193H121L119 190H122V188L124 189L126 186H129V184H127L126 182H128V181H131L132 179H133V173L131 174L132 175V179L130 178V174H129V177H126L125 176V180H124V176H122L121 178V180H120V182H116L115 184V188H113V190L111 189H108L109 191H107V189L106 190H104L105 192H106V196L105 197H103V195H102V197L100 196V189H105L106 188V186H105V188H103V185H102V188H100V186H99V184L97 185V184H95V182L94 181H90L89 179H91V178H87L86 177V179H84L85 178V176H83L84 178H78L77 179V181H76V179L74 180V178H73V176H75V175H73V174H76V172H78V171H80L81 170V168H79L80 167V164H81V162H84V161H82L83 160V158L85 159V157L87 156V155H89L90 153H96V151L94 150V149H96V148H92V147H88L89 146V144L88 145H86V142H85V144H84V141L83 140H80ZM79 141V142H80ZM113 141V140H112ZM175 141V140H174ZM179 141V140H178ZM199 141V140H198ZM223 141V140H222ZM23 142V141H22ZM25 142V141H24ZM118 142V141H117ZM156 142V141H155ZM155 142H154V144H155ZM202 142V141H201ZM246 142V141H245ZM252 142V141H251ZM29 143V142H28ZM120 143V142H119ZM157 143V142H156ZM191 143V142H190ZM26 143H24V145H25ZM97 144V143H96ZM110 144H113V143H110ZM128 144V145H127ZM140 145V142L139 143H137L136 145ZM151 144V143H150ZM165 144H166V142H165ZM169 144V143H168ZM167 144V146H166V148L169 146L170 147V145H168ZM177 144V143H176ZM241 144V143H240ZM250 144V143H249ZM98 145V144H97ZM161 145V144H160ZM171 145H172V143H171ZM188 145V144H187ZM199 145H201V144H199ZM244 145H245V143H244ZM248 145V144H247ZM259 145V144H258ZM90 146H92V145H90ZM96 146V145H95ZM113 146V145H112ZM152 146V145H151ZM181 146V145H180ZM220 146V145H219ZM241 146V145H240ZM240 146H236L235 148H237V147H240ZM27 147V146H26ZM93 147H94V145H93ZM96 147H98V146H96ZM131 147V146H130ZM129 147V148H130ZM137 147V146H136ZM135 147V148H136ZM139 147L140 146H138L137 148V150L136 151H143L142 150V148H140L139 149ZM158 147V146H157ZM259 147H261V146H259ZM22 148H23V146H22ZM110 148H112L113 149V147H111L110 146ZM109 148V149H110ZM116 148V147H115ZM114 148V149H115ZM171 148H173V147H171ZM191 148H192V146H191ZM235 148H234V150H235ZM242 149H243V147H241ZM249 149H250V147H248ZM100 149V148H99ZM103 149V148H102ZM108 149V148H107ZM108 149V150H109ZM170 149V148H169ZM169 149L167 148L166 150H168V152H169ZM182 149V148H181ZM181 149H179V151L181 150ZM196 149V148H195ZM238 149H240V148H238ZM242 149H241V152H240V150H238L240 153H242L243 151H242ZM244 149H246V148H244ZM243 149V150H244ZM248 149V150H249ZM7 150H8V147H7ZM59 150V149H58ZM71 150H73V149H71ZM104 150H106V149H104ZM108 150L106 151V152H108ZM116 150H118V147H117V149ZM155 150V149H154ZM153 150V151H154ZM158 150H161V149H158ZM165 150V149H164ZM165 150V151H166ZM170 150H172V149H170ZM174 150V149H173ZM177 150V149H176ZM183 150V149H182ZM185 150V149H184ZM188 150V149H187ZM197 150H199V149H197ZM247 150V151H248ZM264 150V149H263ZM11 151V150H10ZM9 151V152H10ZM103 151V150H102ZM113 151V150H112ZM111 151V152H112ZM135 151V150H134ZM135 151V152H136ZM147 151V150H146ZM157 151V150H156ZM155 151V152H156ZM190 151V150H189ZM196 151V150H195ZM233 150H231V152H232ZM237 151V150H236ZM237 151V152H238ZM246 151V150H245ZM244 151V152H245ZM252 151H254V150H252ZM11 152H13V151H11ZM25 152V151H24ZM97 152H98V150H97ZM106 152L104 153H102V152H100L99 151V153H96V156H95V158L97 159V160H99V161H102V162H104L105 160L104 159H106L107 158V156H109V154H111L112 155V153H110V152H108L107 153V156L105 155L106 154ZM115 152H118V151H115ZM163 150H161V151H158V152H156L154 155H153V157H152V155H150V154H148V155H150L149 156V158H153V162H151L150 163V161L148 162V161H145V163H143V159H142V156H139L138 154V156H139V158L142 160V163H143V165L145 166V168H142L143 169V171H146V172H148V176H150V171H152V169L153 168H157L158 169V167H159V170H154V172H155V175H154V177L152 178L153 180H154V185L156 184V185H160V183L163 181L164 182V180L163 179H166L165 181L166 182H170V181H172V182H170V184H168V183H166V182H164V183H166V187H168V188H170V187H172V186H170L169 187V185H171L172 183H176L177 184V186L178 187H172V188H174V190H176L177 189V192H178V194H179V196H177V198H176V196L174 195L173 197H175V199L174 198H172V204H170L171 205V208H172V206L174 207H178L180 204H182V201L183 200H185V199H183L184 197H185V195L188 193V191L190 190H193L194 189V192H195V189H196V192L195 193H197V192H202V190H200V191H198L197 189H201V187H204L205 188V186H201L202 185V183L200 184V182H202L200 179H199V181L198 180H196L198 177H199V175L200 176H202L201 174H198V172H196V176H195V174H194V171H193V173H191L192 172V170H191V174L189 175L188 174V176H187V178L185 177V182H183L182 181V183H185V184H182V185H184L183 187H181L182 185H180V182H181V179L183 178V177H181L182 175V173H186L185 171H187V168H189L187 165H186V161H185V165H182V164H180V165H182L181 166V168L179 169V171H177L178 173L177 174H179V177L181 178V179H178L179 177L177 176V174H176V172H175V167H173V164L172 163H170L169 161H168V159L166 158V160L168 161V163L166 162V161H164V162H166L165 163V165L164 164H159V162L160 161H158L157 162V159L158 158H156V161H155V157L157 156H159V157H161L162 155H163ZM183 152V151H182ZM230 152V153H231ZM249 152V151H248ZM257 152V151H256ZM14 153V152H13ZM23 153V152H22ZM53 153V152H52ZM69 153H71V152H69ZM89 153V154H88ZM127 153V152H126ZM140 153H142V152H140ZM139 153V154H140ZM152 153H154V152H152ZM165 153V152H164ZM167 153V152H166ZM171 153H172V151H171ZM179 153V152H178ZM194 153V152H193ZM196 154H197V156H198V153L199 152H195ZM233 153V152H232ZM15 154V153H14ZM13 154V155H14ZM63 154V153H62ZM118 154V153H117ZM136 154V153H135ZM145 154H147V153H145ZM145 154H142V155H145ZM182 154H184V153H182ZM181 154V155H182ZM187 154V153H186ZM185 154V155H186ZM196 154H195V159H196ZM227 154L228 153H226V155L225 156H227ZM245 154V153H244ZM243 153H242V155H244ZM248 154V153H247ZM9 155H10V153H9ZM95 155V154H94ZM113 155H115L114 153H113ZM112 155V156H113ZM120 155V154H119ZM165 155V154H164ZM191 155V154H190ZM200 155V154H199ZM238 155V154H237ZM237 155H234V156H237ZM248 155H250V154H248ZM257 155V154H256ZM23 156V155H22ZM70 156V157H69ZM81 157L82 159H78V157ZM106 156V157H105ZM117 156V155H116ZM145 156H147V155H145ZM172 156V155H171ZM189 156V155H188ZM233 156V157H234ZM27 157H29L28 156V154H27ZM79 157V158H80ZM90 157H91V155H90ZM94 157V156H93ZM114 157V156H113ZM163 157V156H162ZM165 157V156H164ZM167 157V156H166ZM182 157V156H181ZM186 157V156H185ZM190 157V156H189ZM192 158H194L193 157V154H192V156H191ZM202 157V156H201ZM231 157L232 156H230V159H231ZM238 157H239V155H238ZM244 157H246V155L244 156ZM11 159H12V157H10ZM146 158H148V156L146 157ZM149 158H148V160H149ZM176 158V157H175ZM179 158V157H178ZM184 158V157H183ZM188 158V157H187ZM241 158V157H240ZM258 158V157H257ZM27 159V158H26ZM28 159H30V158H28ZM28 159H27V161H28ZM108 159V158H107ZM106 159V160H107ZM137 159V158H136ZM135 159V160H136ZM163 159H165V158H163ZM181 159V158H180ZM198 159H200V156H199V158ZM203 159H204V157H203ZM233 159V158H232ZM238 159V158H237ZM252 159H253V157H252ZM261 159V158H260ZM16 160V159H15ZM50 160V159H49ZM146 160V159H145ZM159 160H161V158L159 159ZM170 160V159H169ZM182 160H184V159H182ZM181 160V161H182ZM186 160H188V159H186ZM194 160V159H193ZM205 160V159H204ZM206 160L210 163V161L212 160H209V159H207L206 158ZM225 160H223V161H225ZM228 160V159H227ZM239 160V159H238ZM13 161V160H12ZM52 160H50V162H51ZM110 161H112V159L110 160ZM175 161V160H174ZM174 161L172 160V162L174 163ZM219 160H216V162H218ZM15 162V161H14ZM22 160H21V164H22ZM91 162V161H90ZM96 162H98V161H96ZM101 162V163H102ZM115 162V161H114ZM176 162H178V160L176 161ZM208 162H205V164L206 163H208ZM212 162V161H211ZM220 162V161H219ZM228 162V161H227ZM227 162H225L226 164H227ZM55 163V164H56ZM87 163V162H86ZM100 163V164H101ZM107 163H109V162H107ZM112 163V162H111ZM116 163V162H115ZM141 163V164H142ZM182 163V162H181ZM188 163V162H187ZM215 163V162H214ZM221 163V162H220ZM220 163L218 164V166L217 167H219V165H220ZM259 163V162H258ZM17 164V163H16ZM98 164V163H97ZM141 164H139L140 166H143V165H141ZM190 164H191V161H190ZM211 164V163H210ZM210 164L208 165V166H210ZM24 165V164H23ZM23 165H21V166H19V167H22ZM103 165V164H102ZM137 166V164H136V167L135 168H137V170H139V172L141 171L140 169V166ZM179 165V166H180ZM215 165V164H214ZM223 165H225V164H223ZM223 165H221L222 167H223ZM10 166H11V164H10ZM10 166H8V167H10ZM12 166H15L16 167V165H12ZM11 166V168H13ZM81 166H83V164L81 165ZM93 166V165H92ZM133 166V165H132ZM149 166H150V168H151V170L150 171H148V169H149ZM175 166V165H174ZM216 166V165H215ZM225 166H227V165H225ZM223 167V169L225 168H227L226 169V171L227 170H230V175L232 174V172L231 171H234V169L232 170V168L231 169H228V167ZM18 167V166H17ZM29 167V166H28ZM84 167V166H83ZM105 167H106V165H105ZM190 167H192V166H190ZM237 167V166H236ZM78 168L80 169V170H78ZM95 168V169H94ZM98 168H100V167H98ZM126 168V167H125ZM138 168H140V169H138ZM192 168H194V166L192 167ZM202 168H204V167H202ZM221 168V167H220ZM219 168V169H220ZM28 169V168H27ZM93 169L94 170H96L97 169V166L96 167H93ZM107 169H108V167H107ZM124 169V168H123ZM145 169V170H144ZM216 169H218V168H216ZM218 169V170H219ZM224 169V170H225ZM236 169V168H235ZM4 170H6V169H4ZM13 170V169H12ZM18 170V169H17ZM76 170H78V171H76ZM98 170V169H97ZM100 170V169H99ZM111 170V169H110ZM126 170V169H125ZM178 170V169H177ZM208 169H206L205 170V173H206V171H207ZM210 170H213V168L212 169H210ZM209 170V171H210ZM216 171L217 173H219L220 172V174H222L223 172H224V170H223V172H222V168L219 170V171ZM238 170V169H237ZM246 170V169H245ZM14 171V170H13ZM29 171V170H28ZM76 171V172H75ZM107 171V170H106ZM109 171V170H108ZM129 171V170H128ZM134 171H136V170H134ZM133 170L131 171V172H134ZM142 171V172H143ZM190 171V170H189ZM189 171L187 172V173H189ZM197 171V170H196ZM200 171V170H199ZM201 171H202V169H201ZM208 171V172H209ZM214 171H215V167H214ZM213 171V172H214ZM236 171V170H235ZM263 171V170H262ZM5 172V171H4ZM11 172V171H10ZM82 172V171H81ZM96 172V171H95ZM97 172H99V171H97ZM126 171H124V173H125ZM141 172V173H142ZM154 172H152V173H154ZM174 172H175V176H174ZM222 172V173H221ZM244 172V171H243ZM242 172V173H243ZM15 173V172H14ZM86 173H87V171H86ZM86 173H85V175H86ZM91 173H93V170H92V168H91V172H90V174ZM136 175H138V174H140V173H138L137 174V172H134ZM152 173H151V177L153 176L152 175ZM204 173V172H203ZM210 173V172H209ZM217 173H216V178H217ZM227 173V172H226ZM239 173V172H238ZM260 173H261V171H260ZM0 174H1V172H0ZM11 174H12V172H11ZM27 174V173H26ZM134 174V175H135ZM143 174V173H142ZM211 176L213 177V173L211 172ZM227 174H229V173H227ZM237 174V173H236ZM236 174H234V175H236ZM240 174V173H239ZM5 175V174H4ZM3 175V176H4ZM6 175H8L7 173H6ZM28 175V174H27ZM73 175V176H72ZM95 175V174H94ZM93 175V176H94ZM96 175H99V174H97L96 173ZM100 175H102V172H101V174ZM126 175V174H125ZM128 175V174H127ZM147 175V174H146ZM206 175V174H205ZM226 175V174H225ZM229 175V176H230ZM233 175V176H234ZM243 175H244V173H243ZM264 175V174H263ZM8 176H10V175H8ZM22 176H23V174H22ZM31 176H33L32 174H31ZM72 176V177H71ZM82 176V175H81ZM87 176V175H86ZM104 177H105V175H103ZM102 176V177H103ZM223 176V175H222ZM227 176V175H226ZM0 177H2V176H0ZM27 177V176H26ZM29 177H30V175H29ZM34 177V176H33ZM49 177V176H48ZM58 177V178H57ZM63 177H64V179H63ZM77 177V176H76ZM75 177V178H76ZM91 177V176H90ZM97 177V176H96ZM110 177V176H109ZM151 177H149V178H151ZM164 177V178H163ZM209 177V176H208ZM220 177V176H219ZM236 177H237V175H236ZM235 177V178H236ZM6 178V177H5ZM8 178V177H7ZM28 178V177H27ZM69 178V179H68ZM70 178H72V179H70ZM94 178V177H93ZM148 178V177H147ZM200 178V177H199ZM205 178V177H204ZM211 178V177H210ZM214 178V177H213ZM223 178H228V177H223ZM230 178H231V176H230ZM1 179V181H5L6 179H4L3 178V180H2V178H0ZM21 179H23V178H21ZM33 179V178H32ZM60 179H63V180H60ZM95 179H97V178H95ZM99 179V178H98ZM101 179V178H100ZM103 179H105V178H102V180ZM114 179H116V178H114ZM140 179H142V178H140ZM162 179V180H161ZM240 179V178H239ZM22 182H20V181ZM30 181H31V179H29ZM68 181V183H69V187H72V192H73V195L71 194V195H69L68 197H66L65 198V200H64V198H63V200L61 199V197L62 196H59L58 195V191H59V189L57 188V187H62V186H68V184L66 183V182H64L66 185H64V184H62V182L63 181ZM71 180H74V183H71L70 184V182L69 181H71ZM87 180H89V182H87ZM149 180V179H148ZM169 180V181H168ZM183 180V179H182ZM206 180V179H205ZM211 180V179H210ZM209 180V181H210ZM213 180V179H212ZM215 180V179H214ZM228 180V179H227ZM233 180V179H232ZM264 180V179H263ZM0 181V182H1ZM3 181V182H4ZM8 181V182H9ZM33 181V180H32ZM60 181V182H59ZM79 181V182H78ZM97 181V180H96ZM99 181V180H98ZM101 181V180H100ZM118 181V180H117ZM134 181V180H133ZM136 181H137V179H136ZM178 181H179V183H178ZM221 181V180H220ZM235 181V180H234ZM238 181V180H237ZM62 184L61 186H60V184ZM102 182V181H101ZM101 182H99V183H101ZM125 182V183H124ZM132 182V181H131ZM135 182V181H134ZM199 182V183H198ZM204 182V181H203ZM206 182V184H207V182L208 181H205ZM213 182H215V181H213ZM217 182H219V181H216V183ZM251 182V181H250ZM260 182V181H259ZM31 183V184H30ZM108 183V182H107ZM118 183V184H117ZM138 183V182H137ZM144 183H146V182H144ZM143 183V184H144ZM151 183V182H150ZM152 183H153V181H152ZM164 183H163V185H164ZM210 183V182H209ZM216 183H214V184H216ZM227 183H230V182H227ZM4 184H5V182H4ZM22 184V185H21ZM73 184V185H72ZM101 184H103V183H101ZM112 184V183H111ZM127 184V185H126ZM176 184H175V186H176ZM203 184H205V183H203ZM205 184V185H206ZM211 184V183H210ZM209 184V185H210ZM231 184H234V186H236L237 184L236 183H231ZM236 184V185H235ZM261 184H262V182H261ZM8 185V186H9ZM57 185H59V186H57ZM71 185V186H70ZM123 185H124V187H123ZM126 185V186H125ZM146 185V184H145ZM153 185V186H154ZM155 185V186H156ZM173 185V184H172ZM198 185H200L201 187H199ZM212 185V184H211ZM218 185V184H217ZM216 185V186H217ZM221 185V184H220ZM228 185H230V184H228ZM9 186V187H10ZM111 186V185H110ZM110 186H109V188H110ZM150 186H152V185H150ZM179 186L181 187V189H179ZM233 186V187H234ZM238 186V185H237ZM252 186H253V184H252ZM64 187V188H65ZM108 187V186H107ZM160 187H161V185H160ZM165 187V186H164ZM199 187V188H198ZM206 187H207V185H206ZM230 187H231V185H230ZM228 188V189H231V188ZM52 188H54V189H52ZM56 188V189H55ZM112 188V187H111ZM139 188V187H138ZM137 188V189H138ZM147 188V187H146ZM157 188V187H156ZM155 188V189H156ZM204 188H202L203 190H204ZM220 188V187H219ZM235 188H237V187H235ZM234 188V189H235ZM254 188V187H253ZM8 189H10V188H8ZM58 189V190H57ZM61 189V188H60ZM63 189V188H62ZM127 190L129 189V187L128 188H126ZM132 189V188H131ZM148 189V188H147ZM164 189V188H163ZM171 189V188H170ZM181 191V192H179V190ZM207 189H208V191H210L211 190V192H208L207 191ZM214 188H212V189H210L209 190V187H207L205 190H206V192H205V194H206V196H207V198L208 197H211V196H209V195H211V194H208V193H212V192H214V190H213ZM225 189V188H224ZM233 189V188H232ZM65 190V189H64ZM68 190V189H67ZM130 190V189H129ZM160 191L159 192H161V191H163V190H161V189H159ZM167 190V189H166ZM172 190V189H171ZM171 190H169V191H171ZM173 190V191H174ZM204 190V191H205ZM52 191V192H51ZM61 191H63V190H60L59 192H61ZM136 191V190H135ZM142 191H143V189H142ZM141 191V192H142ZM145 191H146V189H145ZM154 191V190H153ZM152 191V192H153ZM157 191H158V188H157ZM168 191V192H169ZM217 191V190H216ZM231 191V190H230ZM234 191V190H233ZM50 192L52 193L51 195H52V197H50L49 195H50ZM103 192V191H102ZM104 192V193H105ZM128 192V191H127ZM127 192H126V194H127ZM139 192V191H138ZM137 192V193H138ZM140 192V193H141ZM144 192V191H143ZM151 192V191H150ZM176 192V193H177ZM221 192H223V190L221 191ZM235 192V191H234ZM56 193H57V195H56ZM103 193V194H104ZM139 193V194H140ZM175 193V191H174V194H176ZM182 193V194H181ZM190 193H192V192H189V194H187V195H191ZM216 193V192H215ZM60 194V193H59ZM62 194H63V192H62ZM62 194H60V195H62ZM121 194V195H120ZM125 194V195H126ZM130 194V193H129ZM138 194V195H139ZM141 194H143V193H141ZM145 194H146V192H145ZM148 194V193H147ZM202 194V193H201ZM204 194V193H203ZM203 194L202 195H200V197H198V198H202L201 196H203ZM231 194V193H230ZM263 194H264V192H263ZM105 195V194H104ZM154 195H156V194H154ZM158 195H159V193H158ZM161 195V194H160ZM177 195V194H176ZM198 195V194H197ZM197 195H196V197H197ZM218 195V194H217ZM216 195V196H217ZM57 197V199H58V197H60V201L62 200V202H59L58 200H56V197ZM72 196V197H71ZM123 196H121V198L123 197ZM146 196V195H145ZM152 196V195H151ZM205 196V197H206ZM214 195H212V197H213ZM224 196H225V194H224ZM223 196V197H224ZM261 196V195H260ZM71 197V198H70ZM126 197V196H125ZM158 197V196H157ZM162 197V196H161ZM160 197V198H161ZM166 197V196H165ZM170 197V196H169ZM186 197H188V196H186ZM195 197V198H196ZM228 197V196H227ZM230 197V196H229ZM251 197V196H250ZM257 197V196H256ZM124 198V197H123ZM150 198V197H149ZM152 198V197H151ZM154 198H156V197H154ZM190 197H188V199H189ZM225 198V197H224ZM125 199V198H124ZM131 199H133V198H131ZM135 199V198H134ZM137 199V198H136ZM145 199H146V197H145ZM145 199H143V200H145ZM153 199V198H152ZM204 199V198H203ZM229 198H227L226 199V201L228 200ZM52 200V201H51ZM142 200V201H143ZM158 200V199H157ZM168 200V199H167ZM196 200V199H195ZM195 200H193V202L195 201ZM199 200V199H198ZM231 200V199H230ZM258 200V199H257ZM262 200V199H261ZM56 202V205L54 206V207H52V205L50 206V204L51 203H53V202ZM123 201V200H122ZM121 201V202H122ZM140 201V200H139ZM156 201V200H155ZM186 201V200H185ZM197 201V200H196ZM200 201V200H199ZM201 201H203L202 199H201ZM212 201V200H211ZM260 201V200H259ZM263 201V200H262ZM55 202H54V204H55ZM58 202V203H57ZM121 202H120V204H121ZM131 202V201H130ZM137 202V201H136ZM141 202V201H140ZM157 202V201H156ZM164 202V201H163ZM192 202V201H191ZM227 202H229V200L227 201ZM132 203V202H131ZM131 203H129V204H131ZM183 203H184V201H183ZM190 203V202H189ZM195 203H197V202H195ZM194 203V204H195ZM119 204V203H118ZM117 204V205H118ZM128 204V205H129ZM135 204H137V203H135ZM151 205H153V203H150ZM149 204V205H150ZM165 204V203H164ZM193 203H191V205H192ZM207 204V203H206ZM210 204V203H209ZM219 204H220V202H219ZM125 205V204H124ZM169 205V204H168ZM190 205V204H189ZM189 205H188V207H186L185 205V208L187 209V208H189ZM190 205V206H191ZM231 205V204H230ZM122 206V205H121ZM135 206V205H134ZM133 206V207H134ZM139 206V205H138ZM165 206V205H164ZM183 205H182V207H184ZM217 206V205H216ZM221 206V205H220ZM50 207L51 208H54L53 210H52V212H51V209H50ZM116 207H118L117 209H116ZM170 207V206H169ZM168 207V208H169ZM180 207V206H179ZM193 207V206H192ZM195 207V206H194ZM232 207V206H231ZM123 208V207H122ZM139 208V207H138ZM138 208H136V210H140V208L138 209ZM219 208V207H218ZM224 208V207H223ZM87 209H89V214L91 215V216H89V218H87ZM128 209V210H129ZM174 209V208H173ZM183 209V208H182ZM217 209V208H216ZM124 210H125V212H124ZM132 210H133V208H132ZM131 210V211H132ZM158 210V209H157ZM176 210H178V211H181L180 213H183L182 212V210L180 209L179 210V208L178 209H176ZM189 209H187V213H186V210L184 211L185 213H186V215L188 216V218L190 219V220H192V222L195 224L196 223V225L198 224L197 222H199L200 223V219H202L201 218V215L200 214H197L196 212V214L194 213V210L195 209H193V211H188ZM191 210V209H190ZM209 209H207V211H208ZM160 211V210H159ZM212 211V210H211ZM60 212H62L63 213V216H62V214H60L59 215V213ZM215 212V211H214ZM223 211H221L220 213H222ZM232 212V211H231ZM136 213V212H135ZM148 213V212H147ZM153 213V212H152ZM161 213V212H160ZM174 213V212H173ZM176 213H179V212H176ZM202 213V212H201ZM213 213V212H212ZM227 213H228V211H227ZM230 213V212H229ZM235 213V212H234ZM247 213V212H246ZM143 214V213H142ZM150 215H151V213H149ZM156 214V213H155ZM170 214H171V212H170ZM184 214V213H183ZM203 214H206V212L205 213H203ZM216 214V213H215ZM217 214H219V212H217ZM216 214V215H217ZM225 214H226V212H225ZM236 214V213H235ZM135 215V216H134ZM159 215V214H158ZM140 216V215H139ZM157 216V215H156ZM173 216H174V214H173ZM173 216H171V217H173ZM187 216H185V217H187ZM208 216V214H206V217ZM217 216H219V215H217ZM244 216V215H243ZM134 217V218H133ZM144 217V216H143ZM184 217V216H183ZM211 217V216H210ZM213 217H215L216 218V216H213ZM213 217H211L210 219L211 220H209V221H211V222H213V220H215V219H213ZM227 217V216H226ZM247 217V216H246ZM149 218V217H148ZM157 218H159V217H157ZM173 218H175V217H173ZM172 218V219H173ZM238 218V217H237ZM104 219H107V220H109V222H108V226L106 227L107 229H109V231H107V229L105 230L104 228H103V223L105 222L104 221ZM126 219V220H125ZM134 219V220H133ZM139 219V218H138ZM178 219V218H177ZM180 219V218H179ZM178 219V220H179ZM208 219H209V216H208ZM236 219V218H235ZM259 219V218H258ZM258 219H255V220H258ZM146 220V219H145ZM148 220V219H147ZM150 220H151V218H150ZM153 220V219H152ZM169 220V221H168ZM177 220V221H178ZM181 220V219H180ZM179 220V221H180ZM183 220V219H182ZM203 220V219H202ZM207 220V219H206ZM225 220H226V218H225ZM240 220V219H239ZM263 220V219H262ZM104 221V222H103ZM132 221H134V222H132ZM140 221H141V219H140ZM175 221H176V219H175ZM187 221V220H186ZM216 221V220H215ZM218 221V220H217ZM233 221V220H232ZM242 220H240V222H241ZM259 221V220H258ZM264 221V220H263ZM111 222V223H110ZM146 222V221H145ZM181 222V221H180ZM201 222H203V221H201ZM210 222V223H211ZM220 222V221H219ZM261 222V221H260ZM102 223V224H101ZM107 223V222H106ZM138 223H140V222H138ZM147 223V222H146ZM145 223V224H146ZM184 222H182V224H183ZM209 223V222H208ZM216 223V222H215ZM233 223V222H232ZM243 223V222H242ZM262 223V222H261ZM261 223H259V224H261ZM181 224V225H182ZM201 224V223H200ZM207 224V223H206ZM219 224V223H218ZM218 224H217V226H218ZM221 224V223H220ZM236 224V223H235ZM244 224V223H243ZM246 224V223H245ZM249 224V223H248ZM136 225H137V219H136ZM179 225V224H178ZM193 225V224H192ZM202 225V224H201ZM200 225V226H201ZM222 225V224H221ZM247 225V224H246ZM246 225H245V228L247 229V227H246ZM253 225V224H252ZM180 226V225H179ZM189 226H191L190 224H189ZM199 226V227H200ZM209 226V225H208ZM226 226V225H225ZM136 227V226H135ZM141 227V226H140ZM176 227L177 226H175V229H176ZM212 227V226H211ZM220 226H218V228H219ZM234 227V226H233ZM232 227V228H233ZM139 228V227H138ZM188 228H190V227H188ZM192 228V227H191ZM209 228V227H208ZM226 228V227H225ZM258 228V227H257ZM263 228V230H264V222L261 224V229ZM103 229L105 230L104 232H103ZM145 229H146V225H145ZM155 229V230H156ZM199 229V228H198ZM197 229V230H198ZM201 229H204V228H201ZM206 229V228H205ZM211 228H209V231H210V233H209V235L211 234V230H210ZM229 230H230V228H228ZM253 229V228H252ZM131 230H133V231H131ZM143 230V229H142ZM153 230H154V228H153ZM180 230V229H179ZM193 230V229H192ZM194 230H195V228H194ZM200 230V229H199ZM215 232L214 233H216L217 232V229L215 228ZM223 230V229H222ZM226 230V229H225ZM233 230V229H232ZM138 231H140V230H138ZM220 231V230H219ZM218 231V232H219ZM130 232H133L135 235L137 234V238L135 239H133L132 237H131V233ZM192 232V231H191ZM205 232H208V231H206L205 230ZM212 232V235L214 234ZM103 233H105V234H103ZM193 233V235H196L197 234V232H195V234H194V232H192ZM192 233H191V235H192ZM224 233V232H223ZM223 233L221 234V236H223ZM231 233V232H230ZM199 234V233H198ZM197 234V235H198ZM172 235V236H171ZM182 235V234H181ZM180 235V236H181ZM196 235V236H197ZM201 235V234H200ZM199 235V236H200ZM206 235H208V234H206ZM226 234H224V236H225ZM128 236H130L129 238L132 240V241H128V242H125V237H128ZM179 236V237H180ZM184 236V235H183ZM199 236H198V238H199ZM203 236V235H202ZM202 236H201V238H202ZM223 236V237H224ZM227 236V235H226ZM232 236V235H231ZM255 236V235H254ZM256 236H257V233H256ZM255 236V237H256ZM106 237H107V239H106ZM178 236H177V238H179ZM194 237V236H193ZM209 237H212V236H209ZM217 237V236H216ZM245 237V236H244ZM100 238H104V239H100ZM112 238V239H111ZM188 238H190V237H188ZM188 238L186 239V241H188ZM198 238H196V237H194L193 239L194 240H197ZM239 238H241L240 236H239ZM253 238V237H252ZM100 239V241H97V240H99ZM181 239H182V237H181ZM181 239H180V241H181ZM184 239V240H185ZM200 239V238H199ZM204 239V238H203ZM202 239V240H203ZM244 239V238H243ZM247 239V238H246ZM262 239V238H261ZM207 240V239H206ZM223 240H225V239H223ZM248 240V239H247ZM250 240V239H249ZM254 240H256V239H254ZM140 241V246H137V243ZM190 241V240H189ZM191 241H193V240H191ZM198 241V240H197ZM200 241V240H199ZM199 241L197 242V244H199ZM209 241V240H208ZM207 241V242H208ZM216 241V240H215ZM229 241V240H228ZM228 241H227V243H228ZM184 242V241H183ZM194 242V241H193ZM196 242V241H195ZM194 242V243H195ZM201 242V241H200ZM203 242V241H202ZM205 242V241H204ZM214 242V241H213ZM217 242V241H216ZM226 242V241H225ZM236 242V241H235ZM239 242V241H238ZM243 242V241H242ZM256 242H257V240H256ZM97 244V246L96 247H94V248H92L93 247V244ZM125 243V244H124ZM174 243H176V242H174ZM186 243V242H185ZM184 243V244H185ZM209 243V242H208ZM211 243V242H210ZM255 243V242H254ZM259 243H264V242H259ZM200 244H202L203 245V243H200ZM239 244V243H238ZM242 244V243H241ZM258 244V243H257ZM186 245V244H185ZM219 245V244H218ZM253 245V244H252ZM124 246L126 247L125 249H122V248H124ZM169 246V247H168ZM216 246V245H215ZM256 246V245H255ZM264 246V245H263ZM260 246H258V248H259ZM198 248H202V247H198ZM207 248V247H206ZM240 248V247H239ZM253 248V247H252ZM257 248V249H258ZM264 248V247H263ZM262 248V249H263ZM190 249H192L193 251L196 249L195 248V246H192ZM199 249V250H200ZM204 249V248H203ZM214 249V248H213ZM217 249H219V248H217ZM235 249V248H234ZM245 249V248H244ZM249 249V248H248ZM191 250V251H192ZM198 250V251H199ZM215 250V249H214ZM227 250V249H226ZM229 250H231V249H229ZM237 250V249H236ZM184 251V250H183ZM190 251V250H189ZM192 251V252H193ZM197 251V250H196ZM213 251V250H212ZM239 251V250H238ZM245 251V250H244ZM247 251V250H246ZM255 251V250H254ZM258 251V250H257ZM256 251V252H257ZM260 251L261 250H259V252H257V253H255L256 255L259 253L260 254ZM263 251V253L262 254H264V250H262ZM201 252V251H200ZM222 252V251H221ZM236 252V251H235ZM235 252H233V253H235ZM240 252V251H239ZM215 253V252H214ZM219 253V252H218ZM230 253V252H229ZM237 253V252H236ZM235 253V254H236ZM181 254H183L182 253V250H181ZM195 254H196V252H195ZM227 254V253H226ZM238 254H240V253H238ZM166 255V254H165ZM183 255H185V253L183 254ZM191 255V254H190ZM215 255V254H214ZM217 255V254H216ZM219 255V254H218ZM217 255V256H218ZM224 255V254H223ZM232 255V254H231ZM256 255H255V257H256ZM174 256V255H173ZM229 255H227V257H228ZM233 256V255H232ZM242 256V255H241ZM247 256V255H246ZM261 257H262V255H260ZM171 257H172V255H171ZM184 258H185V256H183ZM195 257V256H194ZM216 257V256H215ZM235 257V256H234ZM259 257V256H258ZM261 257H259L258 259H260ZM192 258V257H191ZM206 258V257H205ZM204 258V259H205ZM208 258V257H207ZM206 258V259H207ZM242 258V257H241ZM247 258V257H246ZM245 258V260H247L248 258H249V256H248V258L246 259ZM175 259V258H174ZM186 259L189 261V259H190V257H188L187 256V254H186ZM185 259V261H187ZM194 259V258H193ZM197 259V258H196ZM203 259V260H204ZM227 259V258H226ZM199 260H201V259H199ZM220 260V259H219ZM229 260V259H228ZM232 260V259H231ZM237 260V259H236ZM257 260V259H256ZM255 260V261H256ZM262 260V258L260 259V261ZM263 260H264V257H263ZM168 261H169V259H168ZM190 261H191V259H190ZM221 261H222V259H221ZM226 261V260H225ZM230 261V260H229ZM242 261H244V259L242 260ZM249 261V260H248ZM253 261V260H252ZM254 261V262H255ZM257 261H259V260H257ZM174 262H175V260H174ZM192 262H193V260H192ZM199 262V261H198ZM202 262V261H201ZM204 262V261H203ZM207 262V261H206ZM214 262V261H213ZM227 262V261H226ZM247 261H245L244 263H246ZM250 262H251V259H250ZM169 263H170V261H169ZM194 263V262H193ZM222 263V262H221ZM241 263V262H240ZM249 263V262H248ZM261 263V262H260ZM259 263V264H260ZM188 264H190V262L188 263ZM192 264V263H191ZM196 264V263H195ZM207 264V263H206ZM214 264V263H213ZM216 264V263H215ZM219 264V263H218ZM224 264V263H223ZM252 264V263H251ZM257 264V263H256ZM264 264V263H263Z\"/></svg>", "mask_w": 264, "mask_h": 264}]
</instances>
